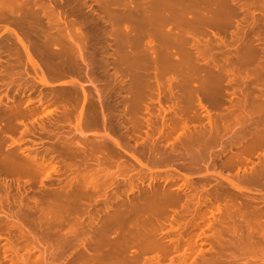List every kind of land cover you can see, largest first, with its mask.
I'll use <instances>...</instances> for the list:
<instances>
[{
    "label": "rangeland",
    "instance_id": "rangeland-1",
    "mask_svg": "<svg viewBox=\"0 0 264 264\" xmlns=\"http://www.w3.org/2000/svg\"><path fill=\"white\" fill-rule=\"evenodd\" d=\"M0 1L2 2V3L0 2V6L6 2V0L4 3H3L4 0H0ZM16 1H18V4H21V5L24 4V7H23L24 9H26L28 7L35 9L36 15L33 17H30V19H28L29 16H27L26 19L24 20L25 22L23 21V26L21 25L23 30L20 27L21 30L18 28L20 30L19 31V30H16L17 27L15 28L14 26H11L13 24H11L12 22L9 20V19H11V20L13 19V14H15V13L12 14L10 11H7V9H3V11L5 13L0 11V21H1L0 25L4 26V27L0 26V52H1V54H0V62H1V64H0V66H1L0 67V69H1L0 70V73H1L0 74V101H1V104L0 105L2 106V108H0V109H2V110H0V112L2 113L4 110H6V112H10L12 109H15L17 111L22 110V109L24 111L26 110V113H27L26 116H25V112H24V114L18 118L19 120L18 119L16 120L17 122L20 120L23 121L25 119L23 122H25L26 124L28 123L27 125L29 127H31L30 123L34 124L38 120L37 122L39 124L44 123V125H46L45 126L46 129L48 127L49 130L47 129L48 133L46 132V134L44 132H43L44 134L43 133L39 134V132H37V130H39V128L36 125L38 123H35V125L37 126V127H35V130H36L35 133L33 135H31V133L29 134V132L26 135L24 134L23 135L24 140L22 141V143H24V144H21V140H18V139L21 138L20 132L22 131L21 129H23V126L21 124L18 125V123L15 122L17 125L16 126L17 129L15 128L16 132L12 131V130H10V131H12L11 133L9 131L5 132V133L9 132L10 134H8V135L6 134L7 136L4 134L5 135V141H4V145L2 146L3 147L2 149L4 150L5 146L7 147L8 145H9L8 146L9 149L6 148L7 150H10L11 148L16 149V148H18V146L20 144L22 146H25V145L28 146V145L32 144L31 140H34L37 142L42 141L43 144L40 148H39L40 145L39 146L37 145L38 150L40 149L39 150L40 153L41 154L43 153L45 155V159L47 160L46 162L49 163L51 160H53V161H51L50 163L55 162V167H54L55 171H53L54 169L53 170L50 169V171L48 173L47 171L51 167V165H50V163L48 164L46 162L45 163H46L47 167H46V165L43 166V165L39 164L40 167L38 166V168H36V165H35V167L32 166V164H35V163H32L31 165L29 164L30 167H27V168H26L27 165H24L25 167L23 165H22L23 167H21V165H18L17 167L15 166L16 168L15 167L9 168L10 166L7 168L6 166H4L5 167V169H4V167L2 165H0V221H1L0 222V236L3 237V238L2 237L0 238V264H10L11 262L13 264H22L21 261L25 262L23 264H26V263L27 264H36V263L37 264L38 263L39 264H43V263L44 264H51L52 262H53L52 264H54L56 262H57L56 264H85V263L95 264V261H96L95 257L98 255L97 257L99 258V256L101 257V254L103 257L104 253L107 251V250H102L103 248L108 249L105 247L106 245L108 246L107 242L110 243V241H113V237L116 240L118 238L121 239V238H123L122 235H124L125 238H127V240H129L128 244H127L128 246L126 245V247H125L124 255H125V257H131V259H132L131 262H130L129 258L126 259V263H123V264H132V263L135 264V262H136V264H140V263L146 264V263H144L146 261L150 262V263L147 262L148 264H177L178 261L182 260V258H183L182 255H184V253L187 254V256H186L188 258L187 263L190 262L188 260H192L193 258L199 260V258H200L199 256H201V257L204 256L205 258H210L212 256H218V254H219V256L230 258L232 260H236L237 264H240V262H241V264L242 263L243 264L244 263H246V264L257 263L258 261L256 259L259 258V257L257 258V256L260 255V257H261V255H264L263 254L264 253V243L262 244L260 242L261 244L259 245L260 246V248H259V246H257L259 243H256L257 241L254 240V238L256 236H258V233L256 232V231H258L257 230L258 226L264 225V129H263L264 128L263 127L264 126V120H263V118H264V101H263V99H264V84H263L264 83V64H263L264 58L262 59V57H264V32H263L264 31V23H263L264 22V13H262V12H264V9H263L264 7H262V6H264V0H256V1L252 0L254 2V4L252 5L253 2L250 4L251 7L249 6L250 7V9L248 8L249 10L248 9H246V10L241 9L240 10L238 5L232 4V8H234V10H235L234 11L235 13L233 14L232 20H231L232 23L229 24L230 26L222 28L220 31H217L216 29L213 30L212 27H211L212 28L211 29V28H208L210 26L205 25V26H203V28L201 27L202 30L198 29L199 30V31L197 30L198 32H194V31L189 30L190 31L189 33L187 31L188 35L186 34V32H184V34H186V36H188L190 39L189 44L190 43L191 44L190 45L187 44V46H189V48H188L189 50H192V48L196 47L197 44L199 46L196 47L197 49L193 48V50H192L195 57L194 56L190 57L189 59H191V58H193V59L188 60L189 62L184 61V63H179L181 65L180 66L178 64L179 68L175 64H174V66L171 65L172 64L171 62H169L171 64L167 65V66H166L167 63L165 65L160 64V62L158 61L159 60L158 57H156L157 56L156 53L158 54V43H157L158 38L155 37V33L153 31H151L149 26H147L149 28L145 27L146 25L144 23L140 24L142 26V27L140 26V28H142V31L138 32V33L141 32L140 36H139V40H140V37L144 36L139 41L138 49L135 50L131 44L132 40H128L127 42H128V44L129 43L130 44H129V46L126 45L127 47H125V52H127V54H126L127 59H124V61L122 63H120V62L118 63L116 60V59L119 60L117 53H115L117 50V49L115 50V48L117 46V42H116L117 41L116 40L117 39L116 38L117 37V34H116L117 30L120 29V30H118V32L121 31L120 34H122V33L126 34V35H124V38L126 36H127L126 39L133 38L132 35H134V32H135L134 26H135V23L137 22V20L135 21V19H136V17H139V16H140V18L143 17V16H141L144 13L142 11L143 4L149 3V6H151L150 3H152L151 1H154V0H150V1H148V0H124V1L123 0H100V1L99 0H55V1H53V0H33V1H35V3H38L36 5H34L32 0H30V1L29 0H16ZM27 1H28L30 6L28 5ZM30 2L32 4H30ZM46 2L48 3V5ZM63 2H66L67 5ZM259 2L260 3L262 2V4L258 5ZM26 3L28 5V7H26L27 6ZM59 3H60V5H57ZM139 3L141 4V7H139L140 6ZM255 3H257L256 6H255ZM42 4H44V5L46 4V6H44ZM68 5H70V6H68ZM48 6H50L49 10H48V8H49ZM136 6L139 8H137ZM145 6L146 7L143 8V10H145V12H146V10H147L146 8H148V7H147V5H145ZM259 6H261L262 8ZM53 7H56V8H53ZM133 7H135V8L133 9ZM52 8L55 9L56 12L54 10L51 11ZM61 8H62V10L68 9L69 13H67V11L61 12ZM24 9L21 10L20 15H22ZM104 9H106V11ZM149 9H150V7H149ZM259 9H260V11H259ZM76 11H78V12H76ZM134 11H136V12H134ZM60 12H61V14H60ZM63 12H64V14H63ZM106 12H107V14H106ZM108 12H110L109 15H108ZM130 12L132 14L135 13L136 16H135V14L132 15ZM147 12H148V10H147ZM147 12L145 13V15L149 13V12L148 13ZM251 12H252V15H251ZM1 13H3L2 15H4V16H1ZM6 13H9V14L6 15ZM10 13L12 14V17L10 16L11 15ZM53 13H55L54 14L55 16L53 15ZM150 13H153V12H150ZM51 14L54 17H50ZM56 14H57V16H56ZM5 15L8 16V20L6 19L7 17L5 18ZM15 15H18V14H15ZM60 15H62V16H60ZM129 15L133 16V18L129 17ZM187 15L190 16V14H187ZM134 16H135V19H134ZM245 16H246V18H245ZM1 17L3 20H1ZM40 17H41V19H40ZM58 17L61 19L62 23L57 22ZM63 17H65L67 19V21H65L66 19ZM75 17H76V19H75ZM243 17L245 19H243ZM62 18L64 19L66 24L63 23L64 21L62 20ZM256 18L258 20H256ZM50 19H52V20H50ZM82 19H83V21H85L84 24L82 23L83 22ZM142 19L143 18H141L140 21H142ZM238 19L241 21H245V22L248 19H250V21L248 20L249 22H251L252 19L254 21L256 20L255 22L253 21V23L252 22L251 23L256 24L257 26L254 25V26H252V28H249L247 26V29L245 27V35H243V33L240 30H236L237 27L235 25V22ZM53 20L57 24L54 23ZM71 20L73 23L75 21V23H74L75 26H74V24H72ZM2 21H4V22H2ZM49 21H50L51 25L49 24ZM51 21L54 24H56L57 27ZM261 21H263V22H261ZM257 22H259V23H257ZM58 23L60 25H58ZM232 24H234V25H232ZM242 24H244V22ZM63 25H65V27ZM244 25H246V23ZM24 26H26V27H24ZM60 26H61V28H60ZM66 26H68V27H66ZM73 26H74V30L72 29ZM165 26H166L165 28H164V26H162L164 28L163 31H165V30L166 31L170 30V32L177 31L176 27L173 26L172 24L167 23V25H165ZM23 27L26 29H24ZM172 27H174V28H172ZM116 28H118V29L116 30ZM140 28H139V30H141ZM170 28H172V29H170ZM261 28H263V29L261 30ZM58 29H59V32L61 31V33L64 32L65 34L70 33L71 31H73V32L75 31L74 33L71 32V34L72 33L73 34H75V33L79 34V32H81L82 36L84 37V40H83L84 44H85V46L87 45L85 48L86 55L89 56L91 62L94 64H92L90 62V64L88 65L90 67H88V66H85V64L79 58L75 57L76 60H75V58H73L74 55L77 56L76 52L78 49V46H77L78 44L76 42H75V44L74 43H68V45L72 44V46H70V45L69 46L73 47V49H71V48L68 49V50H72V52L70 51L72 54H70L69 52H68L69 54H67V53L66 54H67V56L68 55H72V56L65 57L63 59L65 60L66 58L67 59L69 58V62L67 59H66L67 63H66V61H62V62L59 61L58 55L61 53H57V52H60V50H62L60 46H62L63 44L60 43L61 42L60 40L61 39L63 40V36H60L57 34V33H59ZM62 30H63V32H62ZM214 31L219 32L218 35H220L226 41H228L230 46L224 45V43H223V45L221 43L219 44V41H218L219 39L216 40L215 37L214 38L212 37ZM237 31L239 33H237ZM258 31H259V33H258ZM23 32H25L26 34H24ZM142 32H143V34H142ZM235 32L239 35V37L241 36V33H242L243 37L240 38L241 40L239 39V37H238V39H239L238 41H237V39H234L236 36L234 34ZM64 33L61 35H64ZM129 33L132 35H130ZM191 33H193V34H191ZM254 33H256V34H254ZM16 34L21 36V37H24L23 41H24V43L27 44L26 46L28 47V49H27L28 53L24 50V48L20 44H18V41L16 42V39H15ZM76 34H75V37H77ZM207 34H209V35H207ZM260 34L263 36L261 37ZM13 35H15V36H13ZM201 35H203V36H201ZM256 35L259 38V39H257L258 41H256V38H257ZM57 36H58V38L60 36L61 39L59 38L60 40H58ZM54 37L57 38V39H55V42L53 39ZM208 37L211 39L212 42L210 41V39H208ZM65 38H66V35H65ZM81 38H79L80 39L79 42L82 41ZM96 38H97V40H96ZM192 38H193V40H192ZM199 38L202 41V43H200L201 41L199 40ZM203 38H205L206 41H204L205 39H203ZM261 38H262V40H261ZM85 39H86V41H85ZM243 39H245V40H243ZM253 39H254V41H253ZM1 40H2V42H1ZM50 40H52V41H50ZM56 40H58V41H56ZM196 40H198L199 42ZM246 40H247V42H246ZM67 42H71V41L67 40L66 43ZM192 42H198V43H196L195 44L196 46H195V45H193L194 43H192ZM213 44H214V46H213ZM5 45H7V46H5ZM237 45L240 47H238ZM248 45H249V47L252 46L250 48L255 50L254 53H251V55L248 56L249 60L247 58L244 59V54H243L244 52H247V50L249 48ZM154 46H155V48H154ZM202 46H204V47H202ZM207 46H209V47H207ZM244 46H245V48H244ZM253 46H255V47H253ZM67 48H68V46H67ZM205 48H207V49H205ZM262 48H263V50H262ZM30 49H32V50H30ZM88 49H90V50L87 51ZM130 49H131V51H130ZM217 49L219 51H217ZM197 50H198V52H197ZM238 50H240V52ZM134 51H137V52L134 53ZM169 51L172 52V54L174 52L172 49L171 50L169 49ZM89 52L90 53L93 52V53L89 54ZM235 52H237V53H235ZM55 53H57L58 55ZM197 54H198V56H197ZM130 55H131V57H130ZM132 55H133V57H132ZM135 55H137L138 57L136 58ZM146 55H148V56H146ZM254 55H255V57H254ZM140 57L143 59H141ZM72 59L75 60L73 62H76L78 60L79 61L76 63H73V62H71ZM153 59H154V61H153ZM12 61H13V63H12ZM136 61H138V62H136ZM214 61L217 63H214ZM261 61H262V64H261ZM235 63L237 65H235ZM72 64H73V66H71ZM142 64H145V65L143 66ZM182 65H184V66H182ZM230 65H231L232 69L230 68ZM262 65H263V67H262ZM7 66H9V67L11 66L10 69H8ZM221 66H223V67H221ZM141 67H143V68H141ZM77 68H79L80 70ZM135 68H137V69H135ZM171 68L173 71L171 70V72H170ZM227 68H230V69H227ZM252 69H254L255 71ZM88 70L91 72H89ZM92 71H94V74ZM174 71H175V74L177 75V78H176V75L173 73ZM8 72H10L11 75ZM238 72H239V74H238ZM157 73H159V75ZM248 73H251V74H248ZM92 74L94 77L92 76ZM145 74H146V77H145ZM217 74H219L221 76H219V75L217 76ZM237 74L240 76H238ZM89 75H90V77H89ZM199 75H200V77H199ZM208 75H209V77H208ZM253 75H255V76H253ZM257 75H258V77H257ZM18 76L20 78H17ZM193 76L195 77V79H193L194 78ZM137 77H139L141 79H139ZM170 78H171V80H170ZM185 78H186V80H185ZM211 78L212 79H215V78L218 79V82H216V93H214V94L213 93L210 94L209 92H207L209 90H207L208 88L205 87V85L206 86L208 85L207 81L210 82L212 80ZM158 79H159V81H158ZM150 80H152V81H150ZM171 81H172V83H171ZM226 82H227V84H226ZM26 83H27V85H26ZM205 83H207V84H205ZM218 83H220V84H218ZM244 83H245V85H244ZM96 84H98V86ZM217 84H218V86H217ZM229 84H231V85H229ZM258 84H260V85H258ZM74 85H75V87H74ZM87 85H89V86H87ZM134 85H135V87H134ZM139 85H140V87H139ZM202 85H203V87H202ZM80 86H83V89H81ZM219 86H221V87H219ZM196 87H198V88H196ZM72 88H74V89H72ZM205 88H206V90H205ZM217 88H218V91H217ZM239 88H241L242 90ZM245 88L247 89L248 92L246 91ZM77 90L78 91L81 90V91L78 92ZM141 92H143V93H141ZM59 93H61V94H59ZM69 93H71V94H69ZM208 94H209V96H208ZM240 94H241V96H240ZM246 94H248V95H246ZM147 95H149V96H147ZM242 95H244V96H242ZM129 96H130V100H129ZM67 97H68V99H67ZM256 97H257V99H256ZM30 98H32V100L27 102V99H30ZM241 98H242V100H241ZM38 100L40 103H38ZM95 100H98V101H95ZM6 101H7V103H6ZM21 102H23V103H21ZM26 102L28 104L27 106L25 105ZM97 102H99V103H97ZM129 102L132 104L131 106H130ZM259 102L261 104H259ZM41 103H42V106L40 107ZM233 103H234V105H233ZM177 104H179V105H177ZM249 104H250V106H249ZM140 105H141V107H140ZM245 105H247L248 108ZM260 105L263 107V109ZM135 106H136V108H135ZM245 107H246V109H245ZM254 107L256 109H254ZM48 108H49V110H48ZM50 108H51V110H50ZM174 108H176V109H174ZM36 109L38 112H36ZM133 109H135V110H133ZM47 110H48V112H47ZM147 112H148V114H147ZM223 112H224V114H223ZM43 113H44V115H43ZM68 113H70V114H68ZM210 113H211V116H209ZM238 113L240 114V116L238 115ZM249 114H251V115H249ZM252 115H253V119H252ZM54 116H56V117H54ZM89 116H91V117H89ZM94 116H96V117H94ZM147 116H149V117H147ZM249 117H250V119H249ZM133 118H135V119H133ZM229 120H230V122H229ZM39 121L43 122V123H40ZM147 121H149V122H147ZM164 122H166V123L164 124ZM62 124H63V126H62ZM151 125H153V126H151ZM260 127H261V129H260ZM251 128H252V130H251ZM185 130H186V132H185ZM207 130L208 131L210 130V131L208 132ZM73 131H74V133H73ZM51 132L54 136L51 135ZM75 134H76V137H74ZM215 134H216V136H215ZM40 136L41 137L43 136V137L41 138ZM44 136H47V137L50 136L49 137L50 139L47 137H44ZM104 136H106L107 138ZM149 136H150V138H149ZM51 137H52V139H51ZM66 139H67V141H66ZM88 139H90V140H88ZM11 140L14 142L12 145H11V142H12ZM17 140L20 141L19 145L16 144V143H18ZM62 140H64V141H62ZM59 141H61V142H59ZM101 141H103V142L101 143ZM213 141H215L216 143ZM62 142H64V143H62ZM65 142H66V144H65ZM6 143H8V144H6ZM128 143H130V144L128 145ZM68 145L70 148L68 147ZM126 145H128V146H126ZM54 146H56L57 148ZM152 146H154V147H152ZM158 146H159V148H158ZM222 147H223V149H222ZM6 149H5V151H7ZM129 149H130V151H129ZM70 150H71V152H70ZM72 150H74V151H72ZM153 150H154V152H153ZM75 152H77V153H75ZM66 153H68L69 156ZM137 153L139 155H137ZM71 154H72V156H71ZM64 155H66V156H64ZM50 157H51V159H50ZM63 157H64V159H61ZM24 158H26V157H24ZM66 158H68V159H66ZM125 158H127V159L125 160ZM107 159H108V161H107ZM56 161H57V163H56ZM156 161H157V163H156ZM153 162H155L156 164ZM65 164L67 167L65 166ZM218 164H219V166H218ZM228 165H229V167H228ZM83 166H85V167H83ZM25 168L27 170L26 172H25ZM64 168H65V170H64ZM93 171H95V173ZM89 175H90L91 180L95 179L99 183H97L95 180L90 182L88 179ZM92 175H93V177H92ZM81 176H82V178H81ZM49 177H50V179H49ZM59 177H61V178H59ZM77 177H78V179H77ZM99 179H100V181H99ZM68 180H70V181H68ZM88 181H89V184L91 183L92 185L91 184L89 185ZM128 182H130V183L128 184ZM186 182H187V184H186ZM68 184H70V185H68ZM84 184H88V185H84ZM103 184L105 187L102 186ZM123 184H126L127 186L123 185ZM132 184H133V186H132ZM176 184L178 186H176ZM97 185L100 187L102 186L101 189ZM71 186L72 187L74 186V187L72 188ZM94 186H95V188H94ZM107 186H109V187L107 188ZM217 187H219V188H217ZM147 189H149V190H147ZM228 189H229V192H228ZM61 190H62V192H61ZM95 190H96V192H95ZM158 190L159 191L162 190V191H160L161 193ZM174 190H175V192H174ZM87 191H88V193H87ZM81 192L84 193L85 196H84V194L82 195ZM116 192H118V193H116ZM162 192H164V194ZM215 192L217 193V196H216ZM103 193H105V194L103 195ZM148 193H150V194H148ZM39 194H41V195H39ZM64 194L65 195L68 194V195L65 196ZM73 194H76V197L72 196L73 198H77V196L79 194L82 196H79L80 198L78 197L77 200L73 199V198L71 199L70 197ZM155 194H157L158 196L160 194V196H164V197L169 196V197H167V200H169V201H166L163 204L161 203L162 205H160L159 207L157 206L156 208L158 210L157 209L156 210L147 209V207L144 208L145 207L144 201L147 198V196L149 198V196L153 197V196H155ZM178 194H180V195H178ZM94 195H95V197H96V195H98L95 198V200H94ZM126 195H127V197H126ZM157 195L155 197H157ZM63 196H65V198H63ZM44 197H47V198H44ZM48 198H50V199H48ZM52 198H53V200H52ZM69 198L71 199V201ZM86 198H88V199H86ZM116 198H118V199L116 200ZM57 199H58V201H57ZM139 199H140V201H139ZM224 199H226V200H224ZM36 200H38L39 202ZM103 200H105L104 203H103ZM135 200H137L138 203L135 202ZM171 200H173V202H171ZM180 200H181V202H180ZM1 201H3V202H1ZM9 201L10 202L12 201V202L10 203ZM109 201H111V202H109ZM117 201H119V202H117ZM69 202H71V203H69ZM82 202H83V204H82ZM85 202H87V203H85ZM90 202L92 205L90 204ZM141 202H143V203L140 206ZM53 203H55V204H53ZM80 204H81V206H80ZM88 204H89V206L91 205V207H89V206L87 207ZM109 204H111V205H109ZM113 204H114V207H113ZM134 204H135L136 209L142 210V211L137 210L140 214V216H139L140 222H139L138 228L140 227L141 230H143L145 233H147V235H145V236L146 237L148 236V238L144 239L145 240L144 244H148L150 246V250L147 251V252H149V254L147 252L146 253L144 252L142 254V256L140 255L141 254L140 253L141 249L139 248L140 246L135 241L133 243L132 236L128 235L126 233V232H131L130 230H132L133 226H134L133 228H135L137 226L132 224L131 220L130 221L126 220L127 223L130 222L132 224V227H131V224H128V226L130 228L128 226H126L127 223L126 222L124 223L123 220H121V221H123L122 224H121V221L118 223H115V222L113 223V222H111V219L108 220V218H111V216L115 213V211L117 212V210H119V209H120L119 211L123 210L124 213L129 212V215H130L131 212L133 211L132 208H134ZM60 205H62V206H60ZM63 205L66 207H68L69 205L70 206L74 205L72 207H68L69 210H72L70 212H72L71 215H73V216H70V214L68 216L69 212L68 211L66 212V210H65L64 211L65 213L62 212L64 214V215L62 214L63 215L62 218L61 217L59 219L57 218L58 219L57 220L55 217H52L51 211H57L58 209H60L59 211H62V210H64ZM138 205L141 208H139ZM163 205H165V206H163ZM183 205H184V207H183ZM188 205H189V207H188ZM197 205H198V207H197ZM29 206H30V208H28ZM42 206H43V209L45 210V212L43 209H41ZM44 206H46V207H44ZM224 206H227V207H224ZM8 207H9V209H8ZM32 207H33V209H32ZM128 207H130V208H128ZM68 208H65V209L68 210ZM81 208H83V209H81ZM124 208H125V210H124ZM13 209H14V211H13ZM76 209L79 211H77ZM218 209L219 210L222 209V211H218ZM16 210H18V211H16ZM47 210H48V212H49V210H51L50 211L51 214L46 212ZM103 210L105 213L103 212ZM107 210H109V211H107ZM172 210L173 211L175 210V211L173 212ZM74 211H76L75 212L76 215H75ZM96 211H98V213H95ZM216 211H218V212H216ZM3 212H6L8 214H10L12 212L11 214H13V213H15V214H13L9 220V217L5 216L6 214H4ZM28 212H31V213H28ZM33 212H35V213H33ZM77 212H78V214H77ZM140 212H142V214ZM162 212H163V214H162ZM207 212H208V214H207ZM16 213L19 216L16 215ZM83 213H85V214H83ZM143 213H144V216H143ZM227 213H228V215H226ZM230 213L233 214V216L231 215L232 217L230 216ZM24 214H26V216ZM93 214H94V216H92ZM167 214L169 217L166 216ZM211 214H214V216L213 215L211 216ZM45 215L47 216V218ZM13 216H15V217H13ZM76 216L79 218H77ZM50 217H52V218H50ZM157 217H158V219H157ZM54 218H55V220H54ZM141 218H143V219H141ZM65 219H67V220L65 221ZM75 219H78V220L75 221ZM89 219L92 221H90ZM172 219H174V220H172ZM44 220H46V221H44ZM157 220H159L160 223ZM178 220H179V222H178ZM4 221H5V223H4ZM9 221L10 222L16 221L15 223L20 222L23 226H26L27 228L34 230L33 231L34 233L37 231V233H35V236L38 237V238H36L37 242L39 240L41 242L42 241L44 242L46 240L44 242L45 245L43 247L45 250L46 246H47V249H49L47 251L48 253L44 252L45 254L43 255L41 252V254H40V252H39L40 248H39V250H37V252H36V249H34V252H32L33 250H31V252H30L29 247L32 245L31 243H33V242H31V240L32 241H36V240L35 239L33 240L30 236L25 237V235H23L21 238L20 233L18 231H16V229L14 228V229H11V233L14 237L11 235L10 239H11V241H12V239L14 241V242H12L14 244V245H12V248L13 247H16V248H14L13 249L14 251H12L11 248L7 247L8 251L5 254L3 250H4V247L7 245H5L4 237H7V235H8V228L10 227ZM58 221H61V222H58ZM163 222H164V225H163ZM6 223H7V227L9 226L8 228L6 227ZM67 223L70 226L67 225ZM104 223H107V224H104ZM259 223H262V224H259ZM99 224H100V226H99ZM208 224H211V226ZM10 225H12V224H10ZM87 225H88V227H87ZM254 225H255V227H253ZM42 226H44V227H42ZM146 226H148V227H146ZM3 227H5V228H3ZM127 227H128L129 231L126 230ZM165 227L167 230L165 229ZM181 227H183V228H181ZM112 228H114V229H112ZM119 228L121 230H119ZM123 229L126 230V231H124V233H122ZM150 230L152 233L149 232ZM214 230H216V231H214ZM66 231H67V233H66ZM101 231L103 232V235H101V233H102ZM153 231H154V233H153ZM118 232H119V234H118ZM13 233L17 234V235L19 234V236L15 237V235ZM99 233H100V235H99ZM155 233L157 236L155 235ZM203 233H205V234H203ZM152 234L154 235V237H151ZM190 234H192V235H190ZM179 235H180V237L178 238ZM101 236H103V237H101ZM202 236H203V238H202ZM28 237H30V238H28ZM75 237H76V239H75ZM155 237L156 238L158 237V238L156 239ZM185 237H186V239H185ZM198 237H200V238H198ZM27 238L30 240L31 243H29V244H31V245H27L29 242V240L27 241ZM252 238L254 241L252 240ZM201 240L204 241V245L202 243L203 241H201ZM56 241H58V243ZM65 241H67V242H65ZM164 241H166L167 243ZM260 241L263 242L264 240H260ZM103 242H104V244H103ZM177 242H179V243H177ZM76 243H78V244H76ZM129 243L130 244L132 243L131 246ZM253 243H254V245L257 244L256 245L257 247L253 246ZM55 244H56L57 248L55 247ZM102 244H103V246H102ZM201 244H202V246H201ZM50 245H51V247H50ZM75 245H76V247H75ZM151 245H153V247ZM210 245H212V246H210ZM24 246L29 250L30 253L27 251V249ZM97 246H98V248H97ZM174 246L177 247V250L175 249L176 247H174ZM188 246H189L190 250H189ZM221 246H222V248H221ZM223 246H224V248H223ZM238 246H239V248H238ZM240 246H241V248L242 247L243 248L240 249ZM61 247H63V248H61ZM94 247L97 250L94 249ZM100 247H103V248H100ZM136 247H137V250H136ZM171 247H172V249H171ZM206 247H208V249H206ZM192 248H194L193 251L195 250L194 253L192 251ZM209 248H210V250H209ZM212 248H215L214 251H212L213 250ZM7 249H5V250H7ZM9 249H11V250H9ZM52 249H53V251H51ZM54 249L57 251H55ZM93 249H94V251H93ZM98 249L100 250V252ZM201 249H202V253H198V252H200ZM204 249H206V251ZM153 250H155V251H153ZM182 250L184 253H182ZM218 250L220 251V253ZM260 250H262V251L260 252ZM84 251L86 252V254ZM157 251H159L160 253L159 252L157 253ZM217 251H218V253H217ZM13 252H14V254H13ZM57 252H58V254H57ZM81 252H83L84 257H82L83 254ZM170 252H172V253H170ZM46 253H47V257H46ZM49 253L55 254V255H50ZM176 253L177 254L179 253V256H181V257H178V255ZM222 253H223V255H222ZM66 254H69V255L66 256ZM78 254H81V256ZM91 254L92 255L95 254L96 256L95 255L93 256V261L92 260L88 261V258H90L92 256ZM134 254H136V255H134ZM39 255H43L42 258L40 256V258L42 260L39 258ZM15 256H17V257H15ZM60 256H62V257H60ZM136 256H137V259L134 260V257H136ZM165 256H167V257H165ZM86 257H88V258L86 259ZM138 257H140V258L138 259ZM156 257H158L159 261H158V259H156ZM81 258H82V260H81ZM83 259H84V261H83ZM147 259H149V260H147ZM152 259L154 261L155 260H157V261L153 262ZM26 260H28V261H26ZM124 260H125V258L123 259V261ZM151 260H152V262H151ZM170 260H171V262H170ZM34 261H35V263H34ZM238 261H240V262H238ZM158 262H160V263H158ZM247 262H249V263H247Z\"/></svg>",
    "mask_w": 264,
    "mask_h": 264
},
{
    "label": "bare ground",
    "instance_id": "bare-ground-1",
    "mask_svg": "<svg viewBox=\"0 0 264 264\" xmlns=\"http://www.w3.org/2000/svg\"><path fill=\"white\" fill-rule=\"evenodd\" d=\"M30 1V0H29ZM53 1H55V0H53ZM52 1V2H53ZM100 1V0H99ZM124 1V0H123ZM148 1H150V0H148ZM256 1V0H255ZM1 2V1H0ZM5 2V0L3 1V3ZM17 2V3H16ZM22 2V1H21ZM32 2L34 3V5H36V4H38V3H35V1H33L32 0ZM49 2V1H48ZM138 2V1H137ZM152 3H150L151 4V6H149V3L148 4H146V3H144L143 4V7H142V11L144 12L141 16H143V17H141V18H143L142 19V21H140V16L139 17H136V19H135V16H136V14L135 13H133V14H135V16H134V19H135V21L137 20V22L135 23V28H134V35H132V34H130V35H132L133 36V38H129V39H126L127 38V36L124 38V35H126V34H120L121 33V31L120 32H118V30H120V29H118V28H116V30H117V46H116V48H115V50H116V52L115 53H117V56H118V58H119V60L118 59H116L117 60V62L119 63H122L123 61H124V59H127L126 57H127V52H125V47H127V46H129V44H128V40H132V47L135 49V50H137L138 49V44H139V41L141 40V38H143V37H140V40H139V36H140V33H138L139 31H142V28H140V24H142V23H144L146 26L145 27H147V26H149L150 27V29H151V31H153L154 33H155V37H157L158 38V54L156 53V57H158V61L160 62V64L161 65H165L166 63V66L167 65H170L171 63V65H173L174 66V64L175 65H177V67L180 65L179 63H184V61H188V60H191V59H193V58H191V59H189L190 57H195V55H194V53L192 52V50H193V48H195V49H197L196 47L197 46H199L198 44H197V46L195 45L196 43H198L199 41L198 40H196V41H198V42H192V43H194L193 45H195L196 47H193L192 48V50H189L188 48H189V46H187V44H189V42H190V39H189V37L188 36H186V34L188 35V33L190 32L189 30H191V31H194V32H198L200 29L202 30V28H203V26H210V27H208V28H213V30H217V31H220L222 28H225V27H227V26H230L229 24L230 23H232V16H233V14L235 13L234 11V8H232V4H235V5H238V7L240 8V10L242 9H250V4L253 2L252 0H154V1H151ZM2 3V2H1ZM20 3V2H19ZM24 3V2H23ZM22 3V4H23ZM27 3H28V1H27ZM27 3H26V5H27ZM47 3V2H46ZM63 3H65L66 4V2H63ZM98 3V2H97ZM130 3V2H129ZM142 3V2H141ZM30 4H32L31 2H30ZM69 4V3H68ZM101 4V3H100ZM134 4V3H133ZM254 4V2L252 3V5ZM256 4L257 3H255V6H256ZM259 4H262V2L260 3H258V5ZM28 5H29V3H28ZM28 5L26 6V7H28ZM42 5H44V4H42ZM47 5H48V3H47ZM54 5V4H53ZM57 5H60V3L59 4H57ZM56 5V6H57ZM67 5V4H66ZM72 5V4H71ZM137 5V4H136ZM139 7H141V4L139 3ZM145 5H147V7L148 8H146L147 10H148V12H147V10H146V12L148 13V14H146L145 15V10H143V8H145L146 6ZM30 6V5H29ZM44 6H46V4L44 5ZM43 6V7H44ZM51 6V5H50ZM50 6H48L49 8H48V10L50 9ZM68 6H70V5H68ZM73 6V5H72ZM250 6V7H249ZM262 6V5H261ZM261 6H259V7H261ZM24 7V4L23 5H21V4H18V1H14V0H6V2L4 3V4H2L1 6H0V11L1 12H4L3 11V9H7V11H10L12 14L13 13H15V14H18V15H15V14H13V19L11 20V19H9L12 23L11 24H13V25H11V26H14L15 28H16V30H19L20 29V27H21V25L23 26V21L26 19V17L27 16H29V18L28 19H30V17H33V16H35L36 15V10L35 9H33V8H26V9H24L23 8ZM34 7V6H33ZM42 7V6H41ZM137 7V6H136ZM139 7H137V8H139ZM149 7H150V9L152 10H150L149 9ZM153 7V8H152ZM262 7H264V6H262ZM261 7V8H262ZM36 8V7H35ZM53 8H56V7H53ZM51 9V11H55V9ZM66 8V7H65ZM68 8V7H67ZM74 8V7H73ZM135 7H133V9H134ZM136 8V9H137ZM260 8V9H261ZM22 9H24V11H23V13H22V15H20V13H21V10ZM42 9V8H41ZM75 9V8H74ZM77 9V8H76ZM132 9V8H131ZM130 9V10H131ZM248 9V10H249ZM260 9H259V11H260ZM264 9V8H263ZM105 11H106V9H104ZM103 10V11H104ZM110 10V9H109ZM138 10V9H137ZM136 10V11H137ZM256 10V9H255ZM258 10V9H257ZM6 11V10H5ZM40 11V10H39ZM46 11V10H45ZM62 11H64V12H66L67 11V13H69L68 12V9L67 10H62V8H61V12ZM74 11V10H73ZM127 11V10H126ZM136 11H134V12H136ZM156 11V12H155ZM252 11V10H251ZM19 12V13H18ZM56 12V11H55ZM61 12H60V14H61ZM64 12H63V14H64ZM76 12H78V11H76ZM150 12H153V13H150ZM262 12V11H261ZM5 13V12H4ZM10 13V14H11ZM39 13V12H38ZM43 13V12H42ZM131 13V12H130ZM250 13V12H249ZM262 13H264V12H262ZM3 13H1V16H4V15H2ZM7 14H9V13H6V15ZM12 14L10 15L11 17H12ZM48 14V13H47ZM55 13H53V15H54ZM59 14V13H58ZM62 14V15H63ZM106 14H107V12H106ZM110 14V12H108V15ZM132 14V13H131ZM132 14V15H133ZM187 14H190V16H188ZM237 14V13H236ZM260 14V13H259ZM5 15V18L8 20V16H6ZM15 15V16H14ZM62 15H60V16H62ZM75 15V14H74ZM88 15V14H87ZM138 15V14H137ZM242 15V14H241ZM246 15V14H245ZM249 15V14H248ZM251 15H252V12H251ZM257 15V14H256ZM55 16V15H54ZM54 16H52V14H51V16L50 17H54ZM56 16H57V14H56ZM69 16V15H68ZM101 16V15H100ZM255 16V15H254ZM258 16V15H257ZM43 17V16H42ZM88 17V16H87ZM95 17V16H94ZM129 17H131V18H133V16H131V15H129ZM240 17V16H239ZM238 17V18H239ZM263 17V16H262ZM4 18V17H3ZM46 18V17H45ZM63 18H65V17H63ZM62 18V20L64 21V19ZM92 18V17H91ZM140 18V19H139ZM245 18H246V16H245ZM244 17H243V19H245ZM35 19V18H34ZM38 19V18H37ZM40 19H41V17H40ZM49 19V18H48ZM66 19V18H65ZM75 19H76V17H75ZM80 19V18H79ZM88 19V18H87ZM93 19V18H92ZM242 19V18H241ZM254 19V18H253ZM252 19V23H253V20ZM1 20H3L2 19V17H1ZM5 20V19H4ZM50 20H52V19H50ZM247 20V19H246ZM249 21H250V19H248ZM241 21V20H236V22H235V25H236V30H240L242 33H243V35H245V27H246V29H247V26L249 27V28H252V26H254V25H256V24H252L251 22H249V21ZM256 20H258L257 18H256ZM255 20V21H256ZM65 21H67V19L65 20ZM63 22L64 24H66V22ZM74 21V20H73ZM82 21H83V19H82ZM90 21V20H89ZM114 21V20H113ZM243 23L244 22V24L246 23V25H244V24H242L241 22ZM254 21V22H255ZM1 22V21H0ZM2 22H4V21H2ZM25 22V21H24ZM52 22V21H51ZM53 22H54V20H53ZM52 22V23H53ZM57 22H61V19L58 17V20H57ZM71 22H72V20H71ZM92 22V21H91ZM96 22V21H95ZM132 22V21H131ZM134 22V21H133ZM261 22H263V21H261ZM54 23H56V22H54ZM53 23V24H54ZM58 23V25H60ZM62 23V22H61ZM70 23V22H69ZM68 23V24H69ZM74 23H75V21H74ZM73 22H72V24H74ZM83 24L85 23V21H83L82 22ZM90 23V22H89ZM88 23V24H89ZM167 23L168 24H172L173 26H175L176 27V29H177V31H173V32H170V30L169 31H163V29L166 27L165 25H167ZM234 23V22H233ZM257 23H259V22H257ZM264 23V22H263ZM9 24V23H8ZM49 24L51 25V23H50V21H49ZM52 24V25H53ZM57 24V23H56ZM56 24H54L55 26H56ZM113 24V23H112ZM115 24V23H114ZM143 24V25H144ZM6 25V24H5ZM25 25V24H24ZM49 25V26H50ZM71 25V24H70ZM77 25V24H76ZM79 25V24H78ZM87 25V24H86ZM85 25V26H86ZM232 25H234V24H232ZM231 25V26H232ZM1 27L3 26V25H0ZM64 27H65V25H63ZM69 26V25H68ZM68 26H66V27H68ZM74 26H75V24H74ZM74 26H73V30H74ZM82 26V25H81ZM117 26V25H116ZM162 26H164V28L162 27ZM257 26V25H256ZM4 27V26H3ZM24 27H26V26H24ZM23 27V28H24ZM28 27V26H27ZM51 27V26H50ZM57 27V26H56ZM63 27V28H64ZM72 27V26H71ZM133 27V26H132ZM142 27V26H141ZM149 27H147V28H149ZM202 27V28H201ZM19 28V29H18ZM60 28H61V26H60ZM139 28L141 29V30H139ZM146 28V29H147ZM172 28H174V27H172ZM172 28H170V29H172ZM211 28V29H212ZM21 29H22V27H21ZM20 29V30H21ZM24 29H26V28H24ZM82 29V28H81ZM85 29V28H84ZM149 29V30H150ZM199 29V30H198ZM256 29V28H255ZM263 28H261V30H262ZM19 30V31H20ZM23 30V29H22ZM29 30V29H28ZM52 30V29H51ZM122 30V29H121ZM124 30V29H123ZM198 30V31H197ZM205 30V29H204ZM14 31V30H13ZM57 31V30H56ZM70 31V30H69ZM83 31V30H82ZM86 31V30H85ZM131 31V30H130ZM148 31V30H147ZM187 31H188V33H187ZM207 31V30H206ZM228 31V30H227ZM58 32H59V29H58ZM62 32H63V30H62ZM66 32V31H65ZM71 32H73V31H71ZM71 32L70 33H67V34H65L64 32V35H61V34H63V33H61V31L59 32V33H57L58 35H60V36H63V40L60 38V36H59V38L61 39H59L58 38V36H57V38H58V40H60L61 42V44H63L62 46H60L61 47V49L62 50H60V52H57V53H61V54H57V53H55V54H57L58 56V59H59V61H66V59L64 60L63 58H65V57H70V56H72V55H68L67 56V54H72L71 52H72V50H68V49H73V47H70V46H72V44H69L68 45V43H74L75 44V42L78 44L77 46H78V49H77V52H76V54H77V56H75L74 55V57L73 58H75V57H77V58H79L84 64H85V66H88L89 64H90V62H91V60H90V58H89V56H87L86 55V52H85V48H86V46H85V44H84V37L82 36V34H81V32H79V36L76 34V36L77 37H75V34H71ZM116 32V31H115ZM129 32V31H128ZM152 32V33H153ZM184 32H186V34H184ZM205 32V31H204ZM264 32V31H263ZM24 34H26L25 32H23ZM28 33V32H27ZM83 33V32H82ZM113 33V32H112ZM153 33V34H154ZM218 33L219 32H216V31H214V33H213V35H212V37L214 38L215 37V39L217 40V39H219L218 41H219V44L221 43L222 45H223V43H224V45H229V43H228V41H226L223 37H221L220 35H218ZM237 33H239L238 31H237ZM236 32L234 33L236 36H235V38L234 39H237V41L241 38V37H243V35H242V33H241V36L239 37V35L237 34ZM258 33H259V31H258ZM13 34V33H12ZM15 34V33H14ZM23 34V35H24ZM56 34V35H57ZM84 34V33H83ZM142 34H143V32H142ZM141 34V35H142ZM191 34H193V33H191ZM201 34V33H200ZM254 34H256V33H254ZM263 34V33H262ZM21 35V34H20ZM65 35H66V38H65ZM86 35V34H85ZM120 35V36H119ZM122 35V36H121ZM157 35V36H156ZM207 35H209V34H207ZM261 35V34H260ZM3 36V35H2ZM13 36H15V35H13ZM26 36V35H25ZM90 36V35H89ZM115 36V35H114ZM113 36V37H114ZM131 36V37H132ZM150 36V35H149ZM201 36H203V35H201ZM259 36V35H258ZM263 35H261V37H262ZM16 38V42L18 41V44H20L23 48H24V50L28 53V47L26 46L27 44L26 43H24V41H23V39H24V37H21V36H19V35H17L16 34V36H15ZM81 38L82 39V41L81 42H79V38ZM93 37V36H92ZM129 37V36H128ZM238 37H239V39H238ZM256 37H257V35H256ZM3 38V37H2ZM56 37H54L53 39H54V42H55V39H57ZM94 38V37H93ZM146 38V37H145ZM194 38V37H193ZM193 38H192V40H193ZM198 38V37H197ZM201 38V37H200ZM200 38H199V40H200ZM14 39V40H15ZM50 39V38H49ZM48 39V40H49ZM52 39V40H53ZM65 39V40H64ZM126 39V40H125ZM155 39V38H154ZM203 39H205V38H203ZM208 39H210L209 37H208ZM233 39V40H234ZM251 39V38H250ZM257 39H259L258 37L256 38V41H258ZM52 40H50V41H52ZM58 40H56V41H58ZM71 41V42H67L66 43V41ZM94 40V39H93ZM96 40H97V38H96ZM95 40V41H96ZM100 40V39H99ZM195 40V39H194ZM241 40V39H240ZM243 40H245V39H243ZM261 40H262V38H261ZM28 41V40H27ZM26 41V42H27ZM85 41H86V39H85ZM201 41V40H200ZM204 41H206V39L204 40ZM210 41H211V39H210ZM236 41V42H237ZM253 41H254V39H253ZM1 42H2V40H1ZM4 42V41H3ZM48 42V41H47ZM209 42V41H208ZM212 42V41H211ZM217 42V41H216ZM228 44H227V43ZM246 42H247V40H246ZM249 42V41H248ZM46 43V42H45ZM52 43V42H51ZM90 43V42H89ZM200 43H202V41L200 42ZM205 43V42H204ZM245 43V42H244ZM4 44V43H3ZM16 44V43H15ZM73 44V45H74ZM92 44V43H91ZM97 44V43H96ZM110 44V43H109ZM191 44V43H190ZM189 44V45H190ZM206 44V43H205ZM209 44V43H208ZM238 44V43H237ZM251 44V43H250ZM259 44V43H258ZM11 45V44H10ZM45 45V44H44ZM48 45V44H47ZM51 45V44H50ZM100 45V44H99ZM127 45V46H126ZM141 45V44H140ZM139 45V46H140ZM192 45V46H193ZM203 45V44H202ZM4 46V45H3ZM5 46H7V45H5ZM17 46V45H16ZM32 46V45H31ZM67 46H68V48H67ZM148 46V45H147ZM213 46H214V44H213ZM212 46V47H213ZM218 46V45H217ZM230 46V45H229ZM238 46V45H237ZM9 47V46H8ZM12 47V46H11ZM45 47V46H44ZM202 47H204V46H202ZM207 47H209V46H207ZM216 47V46H215ZM238 47H240V46H238ZM248 47H249V45H248ZM250 47H252V46H250ZM249 47V48H250ZM253 47H255V46H253ZM10 48V47H9ZM154 48H155V46H154ZM157 48V47H156ZM244 48H245V46H244ZM248 48V50H247V52H244L243 54H244V59H248V56H250L251 55V53H254V51L255 50H253L252 48H250L249 49ZM6 49V48H5ZM11 49V48H10ZM15 49V48H14ZM22 49V48H21ZM33 49V48H32ZM32 49H30V50H32ZM46 49V48H45ZM55 49V48H54ZM150 49V48H149ZM169 49L171 50H173L174 52H173V54H172V52H170L169 51ZM205 49H207V48H205ZM216 49V48H215ZM214 49V50H215ZM222 49V48H221ZM237 49V48H236ZM261 49V48H260ZM23 50V49H22ZM90 49H88L87 51H89ZM96 50V49H95ZM204 50V49H203ZM245 50V49H244ZM243 50V51H244ZM262 50H263V48H262ZM71 51V52H70ZM130 51H131V49H130ZM141 51V50H140ZM148 51V50H147ZM146 51V52H147ZM217 51H219L218 49H217ZM236 51V50H235ZM239 52H240V50H238ZM14 52V51H13ZM18 52V51H17ZM16 52V53H17ZM69 52V53H68ZM133 52V51H132ZM135 52H137V51H134V53ZM157 52V51H156ZM197 52H198V50H197ZM196 52V53H197ZM9 53V52H8ZM33 53V52H32ZM67 53V54H66ZM91 53H93V52H91ZM90 52H89V54H91ZM235 53H237V52H235ZM234 53V54H235ZM0 54H1V52H0ZM24 54V53H23ZM88 54V55H89ZM137 54V53H136ZM151 54V53H150ZM49 55V54H48ZM93 55V54H92ZM202 55V54H201ZM209 55V54H208ZM238 55V54H237ZM12 56V55H11ZM56 56V55H55ZM116 56V55H115ZM136 56V58L138 57L137 55H135ZM146 56H148V55H146ZM197 56H198V54H197ZM200 56V55H199ZM207 56V55H206ZM263 56V55H262ZM7 57V56H6ZM25 57V56H24ZM52 57V56H51ZM94 57V56H93ZM130 57H131V55H130ZM132 57H133V55H132ZM216 57V56H215ZM219 57V56H218ZM252 57V56H251ZM254 57H255V55H254ZM260 57V56H259ZM258 57V58H259ZM2 58V57H1ZM8 58V57H7ZM12 58V57H11ZM20 58V57H19ZM72 58V57H71ZM92 58V57H91ZM135 58V57H134ZM141 58V57H140ZM197 58V57H196ZM208 58V57H207ZM206 58V59H207ZM225 58V57H224ZM227 58V57H226ZM239 58V57H238ZM243 58V57H242ZM264 57H262V59H263ZM131 59V58H130ZM139 59V58H138ZM141 59H143V58H141ZM204 59V58H203ZM216 59V58H215ZM252 59V58H251ZM68 60V62H69V58L67 59ZM75 60H76V58H75ZM74 59H72V61L71 62H73V61H75ZM78 60V59H77ZM94 60V59H93ZM134 60V59H133ZM209 60V59H208ZM226 60V59H225ZM249 60V59H248ZM257 60V59H256ZM2 61V60H1ZM79 61V60H78ZM78 61H76V62H78ZM126 61V60H125ZM148 61V60H147ZM153 61H154V59H153ZM193 61V60H192ZM260 61V60H259ZM76 62H73V63H76ZM81 62V63H82ZM131 62V61H130ZM136 62H138V61H136ZM135 62V63H136ZM141 62V61H140ZM158 62V63H159ZM169 62H171V63H169ZM189 62V61H188ZM221 62V61H220ZM12 63H13V61H12ZM60 63V62H59ZM66 63H67V61H66ZM92 63V62H91ZM98 63V62H97ZM113 63V62H112ZM143 63V62H142ZM169 63V64H168ZM186 63V62H185ZM194 63V62H193ZM192 63V64H193ZM206 63V62H205ZM214 63H217V62H215L214 61ZM223 63V62H222ZM228 63V62H227ZM239 63V62H238ZM257 63V62H256ZM0 64H1V62H0ZM9 64V63H8ZM57 64V63H56ZM64 64V63H63ZM71 64V63H70ZM69 64V65H70ZM92 64H94V63H92ZM100 64V63H99ZM133 64V63H132ZM179 64V65H178ZM187 64V63H186ZM185 64V65H186ZM199 64V63H198ZM255 64V63H254ZM261 64H262V61H261ZM260 64V65H261ZM264 64V63H263ZM58 65V64H57ZM66 65V64H65ZM111 65V64H110ZM121 65V64H120ZM123 65V64H122ZM127 65V64H126ZM143 66L145 65V64H142ZM157 65V64H156ZM159 65V64H158ZM195 65V64H194ZM204 65V64H203ZM214 65V64H213ZM235 65H237L236 63H235ZM239 65V64H238ZM4 66V65H3ZM71 66H73V64L71 65ZM137 66V65H136ZM135 66V67H136ZM139 66V65H138ZM172 66V67H173ZM181 66V65H180ZM182 66H184V65H182ZM205 66V65H204ZM251 66V65H250ZM257 66V65H256ZM1 67V66H0ZM5 67V66H4ZM8 67V69H10V67L9 66H7ZM59 67V66H58ZM70 67V66H69ZM80 67V66H79ZM88 67H90V66H88ZM122 67V66H121ZM157 67V66H156ZM198 67V66H197ZM207 67V66H206ZM217 67V66H216ZM221 67H223V66H221ZM220 67V68H221ZM228 67V66H227ZM234 67V66H233ZM255 67V66H254ZM262 67H263V65H262ZM6 68V67H5ZM61 68V67H60ZM84 68V67H83ZM130 68V67H129ZM139 68V67H138ZM141 68H143V67H141ZM146 68V67H145ZM175 68V67H174ZM179 68V67H178ZM185 68V67H184ZM214 68V67H213ZM219 68V69H220ZM230 68L232 69V67H231V65H230ZM230 68H227V69H230ZM237 68V67H236ZM239 68V67H238ZM249 68V67H248ZM259 68V67H258ZM7 69V70H8ZM71 69V68H70ZM69 69V70H70ZM73 69V68H72ZM75 69V68H74ZM77 69H79V68H77ZM89 69V68H88ZM93 69V68H92ZM135 69H137V68H135ZM164 69V68H163ZM197 69V68H196ZM255 69V68H254ZM254 69H252V70H254ZM1 70V69H0ZM80 70V69H79ZM125 70V69H124ZM144 70V69H143ZM171 70H172V68L170 69V72H171ZM177 70V69H176ZM193 70V69H192ZM213 70V69H212ZM223 70V69H222ZM249 70V69H248ZM251 70V71H252ZM6 71V70H5ZM89 71V70H88ZM87 71V72H88ZM138 71V70H137ZM173 71V70H172ZM229 71V70H228ZM227 71V72H228ZM247 71V70H246ZM245 71V72H246ZM255 71V70H254ZM258 71V70H257ZM256 71V72H257ZM262 71V70H261ZM76 72V71H75ZM89 72H91V71H89ZM93 72V74H94V71H92ZM119 72V71H118ZM136 72V71H135ZM193 72V71H192ZM248 72V71H247ZM246 72V73H247ZM5 73V72H4ZM9 74H10V72H8ZM20 73V72H19ZM163 73V72H162ZM165 73V72H164ZM174 74H175V71L173 72ZM196 73V72H195ZM194 73V74H195ZM224 73V72H223ZM231 73V72H230ZM241 73V72H240ZM259 73V72H258ZM1 74V73H0ZM91 74V73H90ZM93 74H92V76H93ZM158 75H159V73H157ZM168 74V73H167ZM189 74V73H188ZM193 74V75H194ZM199 74V73H198ZM201 74V73H200ZM221 74V73H220ZM238 74H239V72H238ZM237 74V75H238ZM248 74H251V73H248ZM253 74V73H252ZM256 74V73H255ZM6 75V74H5ZM11 75V74H10ZM115 75V74H114ZM148 75V74H147ZM156 75V74H155ZM176 75V74H175ZM196 75V74H195ZM219 74H217V76H218ZM229 75V74H228ZM9 76V75H8ZM142 76V75H141ZM154 76V75H153ZM190 76V75H189ZM197 76V75H196ZM219 76H221V75H219ZM233 76V75H232ZM238 76H240V75H238ZM253 76H255V75H253ZM80 77V76H79ZM83 77V76H82ZM81 77V78H82ZM89 77H90V75H89ZM94 77V76H93ZM92 77V78H93ZM145 77H146V74H145ZM183 77V76H182ZM194 77V76H193ZM199 77H200V75H199ZM207 77V76H206ZM208 77H209V75H208ZM226 77V76H225ZM257 77H258V75H257ZM17 78H20L19 76L17 77ZM137 78H139V77H137ZM148 78V77H147ZM176 78H177V75H176ZM188 78V77H187ZM202 78V77H201ZM214 78V77H213ZM230 78V77H229ZM247 78V77H246ZM252 78V77H251ZM22 79V78H21ZM85 79V78H84ZM139 79H141V78H139ZM167 79V78H166ZM190 79V78H189ZM193 79H195V77L193 78ZM212 79V78H211ZM210 79V80H211ZM216 79V78H215ZM212 79L210 82L209 81H207V83H208V85L206 86L205 85V87H207L208 89L207 90H209V91H207V92H209L210 94L211 93H216V82H218V79ZM233 79V78H232ZM244 79V78H243ZM135 80V79H134ZM170 80H171V78H170ZM185 80H186V78H185ZM205 80V79H204ZM208 80V79H207ZM242 80V79H241ZM84 81V80H83ZM82 81V82H83ZM96 81V80H95ZM131 81V80H130ZM143 81V80H142ZM150 81H152V80H150ZM158 81H159V79H158ZM181 81V80H180ZM233 81V80H232ZM245 81V80H244ZM263 81V80H262ZM140 82V81H139ZM146 82V81H145ZM193 82V81H192ZM202 82V81H201ZM241 82V81H240ZM258 82V81H257ZM261 82V81H260ZM155 83V82H154ZM171 83H172V81H171ZM182 83V82H181ZM200 83V82H199ZM198 83V84H199ZM207 83H205V84H207ZM229 83V82H228ZM237 83V82H236ZM235 83V84H236ZM23 84V83H22ZM153 84V83H152ZM157 84V83H156ZM178 84V83H177ZM180 84V83H179ZM192 84V83H191ZM202 84V83H201ZM218 84H220V83H218ZM218 84H217V86H218ZM226 84H227V82H226ZM234 84V83H233ZM253 84V83H252ZM264 84V83H263ZM26 85H27V83H26ZM25 85V86H26ZM73 85V84H72ZM97 86H98V84H96ZM151 85V84H150ZM229 85H231V84H229ZM244 85H245V83H244ZM258 85H260V84H258ZM262 85V84H261ZM84 86V85H83ZM83 86H80L81 87V89H83ZM87 86H89V85H87ZM201 86V85H200ZM70 87V86H69ZM74 87H75V85H74ZM79 87V88H80ZM92 87V86H91ZM134 87H135V85H134ZM139 87H140V85H139ZM202 87H203V85H202ZM219 87H221V86H219ZM242 87V86H241ZM252 87V86H251ZM258 87V86H257ZM68 88V87H67ZM66 88V89H67ZM78 88V89H79ZM97 88V87H96ZM131 88V87H130ZM196 88H198V87H196ZM200 88V87H199ZM237 88V87H236ZM71 89V88H70ZM72 89H74V88H72ZM77 89V88H76ZM86 89V88H85ZM140 89V88H139ZM220 89V88H219ZM227 89V88H226ZM232 89V88H231ZM234 89V88H233ZM238 89V88H237ZM239 89H241V88H239ZM246 89V88H245ZM256 89V88H255ZM260 89V88H259ZM263 89V88H262ZM58 90V89H57ZM100 90V89H99ZM157 90V89H156ZM197 90V89H196ZM195 90V91H196ZM205 90H206V88H205ZM242 90V89H241ZM250 90V89H249ZM78 91V90H77ZM79 91H81V90H79ZM78 91V92H79ZM217 91H218V88H217ZM225 91V90H224ZM234 91V90H233ZM240 91V90H239ZM246 91H247V89H246ZM62 92V91H61ZM69 92V91H68ZM67 92V93H68ZM76 92V91H75ZM238 92V91H237ZM244 92V91H243ZM248 92V91H247ZM262 92V91H261ZM63 93V92H62ZM141 93H143V92H141ZM257 93V92H256ZM255 93V94H256ZM57 94V93H56ZM59 94H61V93H59ZM69 94H71V93H69ZM138 94V93H137ZM174 94V93H173ZM184 94V93H183ZM229 94V93H228ZM133 95V94H132ZM143 95V94H142ZM169 95V94H168ZM232 95V94H231ZM246 95H248V94H246ZM245 95V96H246ZM140 96V95H139ZM147 96H149V95H147ZM206 96V95H205ZM208 96H209V94H208ZM211 96V95H210ZM239 96V95H238ZM240 96H241V94H240ZM242 96H244V95H242ZM258 96V95H257ZM138 97V96H137ZM143 97V96H142ZM207 97V96H206ZM205 97V98H206ZM225 97V96H224ZM230 97V96H229ZM255 97V96H254ZM15 98V97H14ZM41 98V97H40ZM64 98V97H63ZM73 98V97H72ZM71 98V99H72ZM140 98V97H139ZM260 98V97H259ZM34 99V98H33ZM61 99V98H60ZM67 99H68V97H67ZM66 99V100H67ZM70 99V98H69ZM128 99V98H127ZM152 99V98H151ZM256 99H257V97H256ZM255 99V100H256ZM30 100H32V98H30V99H27V102L28 101H30ZM129 100H130V96H129ZM241 100H242V98H241ZM37 101V100H36ZM59 101V100H58ZM69 101V100H68ZM67 101V102H68ZM88 101V100H87ZM95 101H98V100H95ZM263 101H264V99H263ZM262 101V102H263ZM27 102H26V106L28 105L27 104ZM89 102V101H88ZM146 102V101H145ZM233 102V101H232ZM238 102V101H237ZM242 102V101H241ZM4 103V102H3ZM2 103V104H3ZM6 103H7V101H6ZM21 103H23V102H21ZM38 103H40L39 102V100H38ZM45 103V102H44ZM73 103V102H72ZM90 103V102H89ZM97 103H99V102H97ZM130 103V102H129ZM202 103V102H201ZM236 103V102H235ZM0 104H1V101H0ZM75 104V103H74ZM73 104V105H74ZM259 104H261L260 102H259ZM14 105V104H13ZM21 105V104H20ZM64 105V104H63ZM132 104L130 103V106H131ZM143 105V104H142ZM152 105V104H151ZM177 105H179V104H177ZM198 105V104H197ZM233 105H234V103H233ZM232 105V106H233ZM258 105V104H257ZM39 106V105H38ZM42 106V103L40 104V107ZM61 106V105H60ZM246 107H247V105H245ZM249 106H250V104H249ZM261 106V105H260ZM11 107V106H10ZM39 107V108H40ZM71 107V106H70ZM140 107H141V105H140ZM144 107V106H143ZM172 107V106H171ZM180 107V106H179ZM242 107V106H241ZM246 107H245V109H246ZM256 107V106H255ZM254 107V109H256ZM262 107V106H261ZM0 108H2V106L0 105ZM14 108V107H13ZM43 108V107H42ZM47 108V107H46ZM57 108V107H56ZM62 108V107H61ZM135 108H136V106H135ZM169 108V107H168ZM248 108V107H247ZM4 109V108H3ZM7 109V108H6ZM26 109V108H25ZM174 109H176V108H174ZM231 109V108H230ZM237 109V108H236ZM262 109H263V107H262ZM0 110H2V109H0ZM39 110V109H38ZM48 110H49V108H48ZM48 110H47V112H48ZM50 110H51V108H50ZM57 110V109H56ZM60 110V109H59ZM90 110V109H89ZM133 110H135V109H133ZM148 110V109H147ZM167 110V109H166ZM188 110V109H187ZM190 110V109H189ZM206 110V109H205ZM253 110V109H252ZM5 111V112H4ZM2 113L0 112V165H2L3 167L4 166H6L7 168L9 167V168H12V167H17L18 165H21V167H23L24 165H27L26 166V168L27 167H30L29 166V164L31 165L32 163H35V164H32V166H34L35 167V165H36V168H38V166L40 167V165H46V163H48V162H46L47 160L45 159V155L42 153H40V149L38 150V146H39V148L42 146V144H43V142L42 141H34V140H31V145H25V146H22L21 144H24V143H22V141L24 140L23 139V135L25 134H27L28 132H29V134L31 133V135H33L34 133H35V127H37L38 126V128H39V130H37V132H39V134H41V133H45L46 134V132L49 130V128L47 127V129H46V125H44V123L43 122H40V123H43V124H39L37 121L35 122V123H38V124H36L35 125V123L33 124H31L30 123V125H31V127H29L25 122H23V121H16L20 116H22L23 114H24V112H25V116H26V110L24 111L23 109L22 110H15V109H12L10 112H6V110H4ZM46 111V110H45ZM55 111V110H54ZM92 111V110H91ZM250 111V110H249ZM36 112H38L37 111V109H36ZM41 112V111H40ZM39 112V113H40ZM95 112V111H94ZM138 112V111H137ZM177 112V111H176ZM190 112V111H189ZM203 112V111H202ZM258 112V111H257ZM33 113V112H32ZM35 113V112H34ZM182 113V112H181ZM208 113V112H207ZM222 113V112H221ZM235 113V112H234ZM233 113V114H234ZM241 113V112H240ZM256 113V112H255ZM31 114V113H30ZM54 114V113H53ZM52 114V115H53ZM59 114V113H58ZM68 114H70V113H68ZM93 114V113H92ZM97 114V113H96ZM136 114V113H135ZM147 114H148V112H147ZM146 114V115H147ZM161 114V113H160ZM159 114V115H160ZM174 114V113H173ZM190 114V113H189ZM196 114V113H195ZM215 114V113H214ZM223 114H224V112H223ZM232 114V113H231ZM43 115H44V113H43ZM55 115V114H54ZM91 115V114H90ZM188 115V114H187ZM207 115V114H206ZM205 115V116H206ZM235 115V114H234ZM233 115V116H234ZM238 115L240 116V114L238 113ZM246 115V114H245ZM249 115H251V114H249ZM60 116V115H59ZM69 116V115H68ZM192 116V115H191ZM197 116V115H196ZM209 116H211V113H210V115ZM237 116V115H236ZM235 116V117H236ZM54 117H56V116H54ZM89 117H91V116H89ZM94 117H96V116H94ZM133 117V116H132ZM131 117V118H132ZM140 117V116H139ZM147 117H149V116H147ZM153 117V116H152ZM190 117V116H189ZM87 118V117H86ZM138 118V117H137ZM222 118V117H221ZM228 118V117H227ZM248 118V117H247ZM38 119V118H37ZM133 119H135V118H133ZM132 119V120H133ZM184 119V118H183ZM213 119V118H212ZM230 119V118H229ZM237 119V118H236ZM249 119H250V117H249ZM252 119H253V115H252ZM255 119V118H254ZM19 120V119H18ZM58 120V119H57ZM89 120V119H88ZM173 120V119H172ZM208 120V119H207ZM220 120V119H219ZM226 120V119H225ZM232 120V119H231ZM238 120V119H237ZM245 120V119H244ZM261 120V119H260ZM259 120V121H260ZM263 120H264V118H263ZM70 121V120H69ZM141 121V120H140ZM240 121V120H239ZM248 121V120H247ZM18 123V125L19 124H21L22 126H23V129H21L22 131L20 132V136H21V138L20 139H18V140H21V144H20V141H18L17 140V142L18 143H16V144H20L19 146H18V148H11L10 150H7L6 148H8V146L6 147L5 146V149L7 150V151H5V149L3 150L2 148V146L4 145V141H5V135L7 134H10L12 131H15V128H16V123ZM50 122V121H49ZM55 122V121H54ZM64 122V121H63ZM67 122V121H66ZM147 122H149V121H147ZM181 122V121H180ZM202 122V121H201ZM217 122V121H216ZM229 122H230V120H229ZM228 122V123H229ZM53 123V122H52ZM136 123V122H135ZM138 123V122H137ZM140 123V122H139ZM166 122H164V124H165ZM185 123V122H184ZM206 123V122H205ZM210 123V122H209ZM227 123V124H228ZM236 123V122H235ZM158 124V123H157ZM212 124V123H211ZM241 124V123H240ZM253 124V123H252ZM150 125V124H149ZM238 125V124H237ZM263 125V124H262ZM50 126V125H49ZM62 126H63V124H62ZM151 126H153V125H151ZM186 126V125H185ZM203 126V125H202ZM209 126V125H208ZM216 126V125H215ZM251 126V125H250ZM60 127V126H59ZM135 127V126H134ZM190 127V126H189ZM207 127V126H206ZM213 127V126H212ZM253 127V126H252ZM264 127V126H263ZM32 128V129H31ZM37 128V129H38ZM70 128V127H69ZM158 128V127H157ZM156 128V129H157ZM215 128V127H214ZM14 129V130H13ZM17 129V128H16ZM146 129V128H145ZM149 129V128H148ZM191 129V128H190ZM256 129V128H255ZM260 129H261V127H260ZM264 129V128H263ZM10 130H12V131H10ZM84 130V129H83ZM147 130V129H146ZM152 130V129H151ZM251 130H252V128H251ZM6 131H9L8 133H5ZM51 131V130H50ZM60 131V130H59ZM85 131V130H84ZM88 131V130H87ZM188 131V130H187ZM208 131V130H207ZM210 131V130H209ZM208 131V132H209ZM16 132V131H15ZM134 132V131H133ZM148 132V131H147ZM154 132V131H153ZM166 132V131H165ZM185 132H186V130H185ZM195 132V131H194ZM212 132V131H211ZM43 133V134H44ZM48 133V132H47ZM58 133V132H57ZM73 133H74V131H73ZM111 133V132H110ZM151 133V132H150ZM5 134V135H4ZM113 134V133H112ZM163 134V133H162ZM187 134V133H186ZM206 134V133H205ZM257 134V133H256ZM6 135V136H7ZM38 135V134H37ZM51 135H53L52 134V132H51ZM50 135V136H51ZM150 135V134H149ZM169 135V134H168ZM49 136V137H50ZM54 136V135H53ZM71 136V135H70ZM92 136V135H91ZM151 136V135H150ZM150 136H149V138H150ZM207 136V135H206ZM215 136H216V134H215ZM17 137V136H16ZM26 137V136H25ZM31 137V136H30ZM41 137V136H40ZM43 137V136H42ZM41 137V138H42ZM44 137H47V136H44ZM49 137H47V138H49ZM73 137V136H72ZM74 137H76V134H75V136ZM84 137V136H83ZM82 137V138H83ZM104 137H106V136H104ZM220 137V136H219ZM19 138V137H18ZM40 138V139H41ZM87 138V137H86ZM107 138V137H106ZM105 138V139H106ZM144 138V137H143ZM164 138V137H163ZM168 138V137H167ZM177 138V137H176ZM213 138V137H212ZM7 139V138H6ZM50 139V138H49ZM51 139H52V137H51ZM59 139V138H58ZM85 139V138H84ZM109 139V138H108ZM196 139V138H195ZM216 139V138H215ZM13 140V139H12ZM11 140V141H12ZM88 140H90V139H88ZM101 140V139H100ZM7 141V140H6ZM14 141V140H13ZM11 142V145L14 143V142ZM16 141V140H15ZM62 141H64V140H62ZM66 141H67V139H66ZM133 141V140H132ZM140 141V140H139ZM186 141V140H185ZM202 141V140H201ZM56 142V141H55ZM58 142V141H57ZM59 142H61V141H59ZM87 142V141H86ZM103 141H101V143H102ZM162 142V141H161ZM165 142V141H164ZM213 142H215V141H213ZM62 143H64V142H62ZM70 143V142H69ZM105 143V142H104ZM134 143V142H133ZM188 143V142H187ZM210 143V142H209ZM216 143V142H215ZM6 144H8V143H6ZM10 144V143H9ZM53 144V143H52ZM65 144H66V142H65ZM110 144V143H109ZM123 144V143H122ZM130 143H128V145H129ZM138 144V143H137ZM142 144V143H141ZM140 144V145H141ZM152 144V143H151ZM192 144V143H191ZM38 145V146H37ZM45 145V144H44ZM48 145V144H47ZM76 145V144H75ZM105 145V144H104ZM107 145V144H106ZM128 145H126V146H128ZM150 145V144H149ZM154 145V144H153ZM223 145V144H222ZM37 146V147H36ZM62 146V145H61ZM77 146V145H76ZM54 147H56V146H54ZM67 147V146H66ZM68 147H69V145H68ZM92 147V146H91ZM94 147V146H93ZM103 147V146H102ZM136 147V146H135ZM152 147H154V146H152ZM57 148V147H56ZM61 148V147H60ZM65 148V147H64ZM70 148V147H69ZM77 148V147H76ZM104 148V147H103ZM130 148V147H129ZM158 148H159V146H158ZM157 148V149H158ZM167 148V147H166ZM9 149V148H8ZM63 149V148H62ZM79 149V148H78ZM101 149V148H100ZM99 149V150H100ZM153 149V148H152ZM163 149V148H162ZM222 149H223V147H222ZM46 150V149H45ZM66 150V149H65ZM77 150V149H76ZM81 150V149H80ZM109 150V149H108ZM128 150V149H127ZM225 150V149H224ZM54 151V150H53ZM72 151H74V150H72ZM97 151V150H96ZM129 151H130V149H129ZM151 151V150H150ZM70 152H71V150H70ZM93 152V151H92ZM104 152V151H103ZM153 152H154V150H153ZM58 153V152H57ZM69 153V152H68ZM68 153H66L67 155H68ZM75 153H77V152H75ZM140 153V152H139ZM144 153V152H143ZM224 153V152H223ZM61 154V153H60ZM74 154V153H73ZM88 154V153H87ZM95 154V153H94ZM115 154V153H114ZM62 155V154H61ZM137 155H139L138 153H137ZM143 155V154H142ZM64 156H66V155H64ZM69 156V155H68ZM67 156V157H68ZM71 156H72V154H71ZM88 156V155H87ZM191 156V155H190ZM24 157H26V158H24ZM52 157V156H51ZM51 157H50V159H51ZM60 157V156H59ZM145 157V156H144ZM58 158V157H57ZM73 158V157H72ZM77 158V157H76ZM114 158V157H113ZM128 158V157H127ZM127 158H125V160L127 159ZM131 158V157H130ZM235 158V157H234ZM49 159V158H48ZM61 159H64V157L63 158H61ZM66 159H68V158H66ZM97 159V158H96ZM102 159V158H101ZM109 159V158H108ZM108 159H107V161H108ZM111 159V158H110ZM115 159V158H114ZM117 159V158H116ZM100 160V159H99ZM133 160V159H132ZM31 161V162H30ZM50 161V160H49ZM51 161H53V160H51ZM50 161V162H51ZM65 161V160H64ZM78 161V160H77ZM92 161V160H91ZM101 161V160H100ZM106 161V162H107ZM201 161V160H200ZM46 162V163H45ZM49 162V163H50ZM105 162V161H104ZM195 162V161H194ZM223 162V161H222ZM48 163V164H49ZM56 163H57V161H56ZM94 163V162H93ZM101 163V162H100ZM153 163H155V162H153ZM156 163H157V161H156ZM155 163V164H156ZM40 164V165H39ZM60 164V163H59ZM80 164V163H79ZM23 165V166H22ZM50 165H51V167L48 169V173H49V171H50V169H54L53 171H55V162H53V163H50ZM68 165V164H67ZM70 165V164H69ZM74 165V164H73ZM107 165V164H106ZM187 165V164H186ZM212 165V164H211ZM221 165V164H220ZM231 165V164H230ZM59 166V165H58ZM65 166H66V164H65ZM80 166V165H79ZM96 166V165H95ZM152 166V165H151ZM218 166H219V164H218ZM223 166V165H222ZM15 167V168H16ZM20 167V166H19ZM25 167V166H24ZM33 167V168H34ZM46 167H47V165H46ZM67 167V166H66ZM83 167H85V166H83ZM228 167H229V165H228ZM231 167V166H230ZM6 168V169H7ZM26 168H25V172L27 171L26 170ZM45 168V167H44ZM144 168V167H143ZM208 168V167H207ZM4 169H5V167H4ZM20 169V168H19ZM47 169V168H46ZM45 169V170H46ZM84 169V168H83ZM12 170V169H11ZM34 170V169H33ZM37 170V169H36ZM64 170H65V168H64ZM67 170V169H66ZM71 170V169H70ZM82 170V169H81ZM210 170V169H209ZM7 171V170H6ZM204 171V170H203ZM217 171V170H216ZM46 172V171H45ZM52 172V171H51ZM50 172V173H51ZM57 172V171H56ZM94 173H95V171H93ZM99 172V171H98ZM29 173V172H28ZM33 173V172H32ZM53 173V172H52ZM55 173V172H54ZM87 173V172H86ZM72 174V173H71ZM83 174V173H82ZM81 174V175H82ZM49 175V174H48ZM73 175V174H72ZM117 175V174H116ZM211 175V174H210ZM65 176V175H64ZM97 176V175H96ZM108 176V175H107ZM207 176V175H206ZM212 176V175H211ZM58 177V176H57ZM62 177V176H61ZM61 177H59V178H61ZM84 177V176H83ZM87 177V176H86ZM92 177H93V175H92ZM91 177V178H92ZM95 177V176H94ZM106 177V176H105ZM66 178V177H65ZM69 178V177H68ZM81 178H82V176H81ZM85 178V177H84ZM83 178V179H84ZM49 179H50V177H49ZM77 179H78V177H77ZM89 181L91 182V181H93V180H95V179H90V175H89ZM101 179V178H100ZM100 179H99V181H100ZM184 179V178H183ZM211 179V178H210ZM61 180V179H60ZM202 180V179H201ZM208 180V179H207ZM212 180V179H211ZM219 180V179H218ZM65 181V180H64ZM68 181H70V180H68ZM89 181H88V184H89ZM96 182H97V180H95ZM183 181V180H182ZM190 181V180H189ZM199 181V180H198ZM221 181V180H220ZM5 182V181H4ZM66 182V181H65ZM111 182V181H110ZM203 182V181H202ZM218 182V181H217ZM68 183V182H67ZM84 183V182H83ZM93 183V182H92ZM95 183V182H94ZM97 183H99V182H97ZM124 183V182H123ZM130 182H128V184H129ZM151 183V182H150ZM163 183V182H162ZM207 183V182H206ZM65 184V183H64ZM72 184V183H71ZM88 184H84V185H88ZM91 184V183H90ZM89 184V185H90ZM184 184V183H183ZM186 184H187V182H186ZM218 184V183H217ZM263 184V183H262ZM3 185V184H2ZM68 185H70V184H68ZM76 185V184H75ZM92 185V184H91ZM94 185V184H93ZM101 185V184H100ZM123 185H126V184H123ZM185 185V184H184ZM204 185V184H203ZM59 186V185H58ZM65 186V185H64ZM98 186V185H97ZM102 186H104V184L102 185ZM101 186V187H102ZM121 186V185H120ZM127 186V185H126ZM132 186H133V184H132ZM170 186V185H169ZM176 186H178L177 184H176ZM209 186V185H208ZM57 187V186H56ZM72 187V186H71ZM74 187V186H73ZM72 187V188H73ZM82 187V186H81ZM98 187H100V186H98ZM101 187H100V189H101ZM105 187V186H104ZM109 186H107V188H108ZM117 187V186H116ZM153 187V186H152ZM159 187V186H158ZM171 187V186H170ZM169 187V188H170ZM55 188V187H54ZM68 188V187H67ZM76 188V187H75ZM94 188H95V186H94ZM203 188V187H202ZM215 188V187H214ZM217 188H219V187H217ZM56 189V188H55ZM59 189V188H58ZM91 189V188H90ZM98 189V188H97ZM154 189V188H153ZM166 189V188H165ZM188 189V188H187ZM227 189V188H226ZM54 190V189H53ZM66 190V189H65ZM79 190V189H78ZM85 190V189H84ZM94 190V189H93ZM117 190V189H116ZM132 190V189H131ZM147 190H149V189H147ZM146 190V191H147ZM209 190V189H208ZM207 190V191H208ZM60 191V190H59ZM70 191V190H69ZM68 191V192H69ZM115 191V190H114ZM121 191V190H120ZM119 191V192H120ZM159 191V190H158ZM160 191H162V190H160ZM159 191V192H160ZM165 191V190H164ZM169 191V190H168ZM215 191V190H214ZM43 192V191H42ZM61 192H62V190H61ZM64 192V191H63ZM95 192H96V190H95ZM100 192V191H99ZM98 192V193H99ZM103 192V191H102ZM101 192V193H102ZM149 192V191H148ZM174 192H175V190H174ZM193 192V191H192ZM191 192V193H192ZM197 192V191H196ZM199 192V191H198ZM226 192V191H225ZM228 192H229V189H228ZM67 193V192H66ZM78 193V192H77ZM82 193V192H81ZM87 193H88V191H87ZM100 193V194H101ZM116 193H118V192H116ZM154 193V192H153ZM161 193V192H160ZM163 194H164V192H162ZM189 193V192H188ZM195 193V192H194ZM216 193V192H215ZM222 193V192H221ZM71 194V193H70ZM69 194V195H70ZM84 193H82V195H83ZM95 194V193H94ZM105 193H103V195H104ZM148 194H150V193H148ZM158 194V193H157ZM157 194H155V196L157 195ZM204 194V193H203ZM39 195H41V194H39ZM48 195V194H47ZM46 195V196H47ZM65 195V194H64ZM68 195V194H67ZM67 195H65V196H67ZM82 195H78L77 196V198L79 197V196H82ZM143 195V194H142ZM178 195H180V194H178ZM193 195V194H192ZM229 195V194H228ZM65 196H63V198H65ZM75 196L76 197V194H73V195H71V199L73 198V197ZM84 196H85V194H84ZM98 195H96V197H97ZM155 196H153V197H150L149 196V198H148V196H147V198L145 199V203H144V205H145V207L144 208H146L147 207V209H154V210H156L157 208V206L159 207L160 205H162L164 202H166V201H169V200H167V197H169V196H167V197H164V196H160V194H159V196L157 195V197H155ZM216 196H217V193H216ZM219 196V195H218ZM225 196V195H224ZM250 196V195H249ZM253 196V195H252ZM251 196V197H252ZM23 197V196H22ZM35 197V196H34ZM50 197V196H49ZM54 197V196H53ZM69 197V196H68ZM95 195H94V200H95ZM126 197H127V195H126ZM171 197V196H170ZM173 197V196H172ZM187 197V196H186ZM194 197V196H193ZM231 197V196H230ZM262 197V196H261ZM6 198V197H5ZM37 198V197H36ZM44 198H47V197H44ZM51 198V197H50ZM50 198H48V199H50ZM56 198V197H55ZM69 198V199H70ZM77 198H73V199H76L77 200ZM80 198V197H79ZM93 198V197H92ZM106 198V197H105ZM135 198V197H134ZM144 198V197H143ZM179 198V197H178ZM23 199V198H22ZM21 199V200H22ZM68 199V200H69ZM71 199H70V201H71ZM83 199V198H82ZM86 199H88V198H86ZM85 199V200H86ZM108 199V198H107ZM118 198H116V200H117ZM169 199V198H168ZM214 199V198H213ZM256 199V198H255ZM259 199V198H258ZM2 200V199H1ZM8 200V199H7ZM14 200V199H13ZM34 200V199H33ZM52 200H53V198H52ZM80 200V199H79ZM109 200V199H108ZM115 200V199H114ZM138 200V199H137ZM137 200H135V202H137ZM182 200V199H181ZM181 200H180V202H181ZM188 200V199H187ZM195 200V199H194ZM210 200V199H209ZM224 200H226V199H224ZM35 201V200H34ZM36 201H38V200H36ZM56 201V200H55ZM57 201H58V199H57ZM67 201V200H66ZM91 201V200H90ZM104 201L105 200H103V203H104ZM139 201H140V199H139ZM184 201V200H183ZM186 201V200H185ZM189 201V200H188ZM191 201V200H190ZM222 201V200H221ZM259 201V200H258ZM1 202H3V201H1ZM7 202V201H6ZM10 202V201H9ZM12 202V201H11ZM10 202V203H11ZM39 202V201H38ZM47 202V201H46ZM54 202V201H53ZM68 202V201H67ZM93 202V201H92ZM97 202V201H96ZM109 202H111V201H109ZM117 202H119V201H117ZM116 202V203H117ZM134 202V201H133ZM171 202H173V200H171ZM192 202V201H191ZM202 202V201H201ZM227 202V201H226ZM36 203V202H35ZM69 203H71V202H69ZM68 203V204H69ZM85 203H87V202H85ZM99 203V202H98ZM138 203V202H137ZM142 203L143 202H141V204H140V206L142 205ZM162 203V204H161ZM209 203V202H208ZM14 204V203H13ZM28 204V203H27ZM26 204V205H27ZM51 204V203H50ZM53 204H55V203H53ZM82 204H83V202H82ZM90 204H91V202H90ZM131 204V203H130ZM180 204V203H179ZM17 205V204H16ZM32 205V204H31ZM38 205V204H37ZM43 205V204H42ZM49 205V204H48ZM66 205V204H65ZM92 205V204H91ZM91 205L89 206V204L87 205V207L89 206V207H91ZM97 205V204H96ZM109 205H111V204H109ZM171 205V204H170ZM185 205V204H184ZM184 205H183V207H184ZM209 205V204H208ZM217 205V204H216ZM228 205V204H227ZM232 205V204H231ZM41 206V205H40ZM60 206H62V205H60ZM59 206V207H60ZM64 206V205H63ZM68 206V205H67ZM72 206H74V205H72ZM72 206H68V207H72ZM76 206V205H75ZM80 206H81V204H80ZM94 206V205H93ZM108 206V205H107ZM139 206V205H138ZM137 206V207H138ZM139 206V208H141ZM163 206H165V205H163ZM187 206V205H186ZM219 206V205H218ZM18 207V206H17ZM16 207V208H17ZM36 207V206H35ZM39 207V206H38ZM44 207H46V206H44ZM49 207V206H48ZM68 207H66V206H64V210H62V211H59L60 209H56L57 211H51V210H49V212H48V210L46 211V212H48L49 214H51V212H52V217H55L56 219L58 218H62V216L64 215L63 213H65L64 211L66 210V212L68 211L69 213H68V216H69V214H70V216H73V215H71V213L72 212H70V211H72V210H69V208ZM83 207V206H82ZM113 207H114V204H113ZM121 207V206H120ZM169 207V206H168ZM188 207H189V205H188ZM197 207H198V205H197ZM222 207V206H221ZM224 207H227V206H224ZM28 208H30V206L28 207ZM53 208V207H52ZM51 208V209H52ZM65 208H68V210L67 209H65ZM79 208V207H78ZM98 208V207H97ZM109 208V207H108ZM116 208V207H115ZM128 208H130V207H128ZM134 208H135V204H134ZM134 208H132V212H131V214L129 215V212L128 213H124V211L122 210V211H119V210H117V212L115 211V213L111 216V218H108V220L109 219H111V222H115V223H118V222H120L121 220H123L124 221V223L126 222L127 223V221L126 220H131V223L132 224H134V225H136L137 227H135V228H133L132 227V224L130 223V222H128L127 223V225L126 226H128V224H131V227H132V230H130L131 232H126L128 235H131L132 236V238H133V243H134V241L140 246H138L140 249H141V251H140V255L142 256V254L145 252H147V251H149L150 250V246L148 245V244H144L145 242V240L144 239H147L148 238V236L146 237L145 235H147V233H145L143 230H141L140 229V227L138 228V225H139V222H140V214H139V212L138 211H142V210H138V209H134ZM193 208V207H192ZM229 208V207H228ZM7 209V208H6ZM8 209H9V207H8ZM7 209V210H8ZM20 209V208H19ZM32 209H33V207H32ZM31 209V210H32ZM36 209V208H35ZM38 209V208H37ZM40 209V208H39ZM41 209H43V206H42V208ZM50 209V208H49ZM71 209V208H70ZM81 209H83V208H81ZM80 209V210H81ZM105 209V208H104ZM175 209V208H174ZM185 209V208H184ZM187 209V208H186ZM44 210V209H43ZM53 210V209H52ZM77 210V209H76ZM96 210V209H95ZM115 210V209H114ZM124 210H125V208H124ZM138 210V211H137ZM158 210V209H157ZM231 210V209H230ZM13 211H14V209H13ZM16 211H18V210H16ZM51 211V212H50ZM77 211H79V210H77ZM90 211V210H89ZM107 211H109V210H107ZM112 211V210H111ZM110 211V212H111ZM129 211V210H128ZM160 211V210H159ZM173 211V210H172ZM175 211V210H174ZM173 211V212H174ZM177 211V210H176ZM185 211V210H184ZM190 211V210H189ZM218 211H222V209L221 210H219L218 209ZM218 211H216V212H218ZM234 211V210H233ZM24 212V211H23ZM36 212V211H35ZM35 212H33V213H35ZM44 212H45V210H44ZM63 212V213H62ZM76 211H74V213H75ZM103 212H104V210H103ZM109 212V213H110ZM126 212V211H125ZM144 212V211H143ZM158 212V211H157ZM161 212V211H160ZM186 212V211H185ZM204 212V211H203ZM206 212V211H205ZM227 212V211H226ZM232 212V211H231ZM4 214H6L5 216H7V217H9V220H10V218L12 217V215L13 214H15V213H13V214H8V213H6V212H3ZM18 213V212H17ZM16 213V215H18ZM25 213V212H24ZM28 213H31V212H28ZM32 213V214H33ZM40 213V212H39ZM73 213V214H74ZM95 213H98V211H96ZM105 213V212H104ZM141 214H142V212H140ZM182 213V212H181ZM2 214V213H1ZM20 214V213H19ZM45 214V213H44ZM48 214V215H49ZM63 214V215H62ZM77 214H78V212H77ZM83 214H85V213H83ZM82 214V215H83ZM139 214V215H138ZM159 214V213H158ZM162 214H163V212H162ZM174 214V213H173ZM177 214V213H176ZM179 214V213H178ZM197 214V213H196ZM195 214V215H196ZM205 214V213H204ZM207 214H208V212H207ZM222 214V213H221ZM262 214V213H261ZM22 215V214H21ZM25 216H26V214H24ZM28 215V214H27ZM40 215V214H39ZM47 215V214H46ZM45 215V216H46ZM75 215H76V213H75ZM81 215V216H82ZM99 215V214H98ZM107 215V214H106ZM161 215V214H160ZM203 215V214H202ZM214 216V214H211V216ZM226 215H228V213L226 214ZM233 216V214H231L230 213V216ZM19 216V215H18ZM44 216V217H45ZM92 216H94V214L92 215ZM97 216V215H96ZM143 216H144V213H143ZM148 216V215H147ZM166 216H168V214L166 215ZM175 216V215H174ZM231 216V217H232ZM261 216V215H260ZM13 217H15V216H13ZM30 217V216H29ZM33 217V216H32ZM52 217H50V218H52ZM65 217V216H64ZM77 217V216H76ZM75 217V218H76ZM156 217V216H155ZM169 217V216H168ZM181 217V216H180ZM179 217V218H180ZM207 217V216H206ZM26 218V217H25ZM46 218H47V216H46ZM55 218H54V220H55ZM71 218V217H70ZM77 218H79V217H77ZM84 218V217H83ZM175 218V217H174ZM177 218V217H176ZM5 219V218H4ZM41 219V218H40ZM49 219V218H48ZM57 219V220H58ZM94 219V218H93ZM141 219H143V218H141ZM157 219H158V217H157ZM162 219V218H161ZM160 219V220H161ZM190 219V218H189ZM215 219V218H214ZM217 219V218H216ZM39 220V219H38ZM37 220V221H38ZM51 220V219H50ZM63 220V219H62ZM67 219H65V221H66ZM76 220H78V219H75V221ZM80 220V219H79ZM90 220V219H89ZM97 220V219H96ZM104 220V219H103ZM145 220V219H144ZM172 220H174V219H172ZM192 220V219H191ZM219 220V219H218ZM225 220V219H224ZM24 221V220H23ZM22 221V222H23ZM44 221H46V220H44ZM90 221H92V220H90ZM123 221H121V224H122V222ZM142 221V220H141ZM157 221H159V220H157ZM188 221V220H187ZM200 221V220H199ZM207 221V220H206ZM205 221V222H206ZM258 221V220H257ZM1 222V221H0ZM7 222V221H6ZM10 222V221H9ZM16 222V221H15ZM15 222H10V224H12V225H10L9 224V228L7 227V223H6V227L8 228V235H7V237H4V241H5V245H7V246H5L4 247V253L6 254V252L8 251V249H7V247H9V248H11L12 249V251H14L13 249L14 248H16V247H13L12 248V245H14L12 242H14L13 241V239H12V241H11V239H10V237H11V235H12V233H11V229H16V231H18L19 233H20V235H21V238H22V236L23 235H25V237H27V236H30L33 240L35 239L36 241H32L31 240V242H33V243H31L30 242V240L28 239V238H30V237H28L27 238V241L29 240V242H28V244L27 245H31L30 247H29V249H30V252H31V250H33L32 252H34V249H36V252H37V250H39V248H40V254H41V252H42V254L44 255L45 253L44 252H47L49 249H47V246H46V251L44 250V245H45V241L43 242H41L39 239V241L37 242V239L36 238H38L37 236H35V233H37V231L34 233L33 231L34 230H31L30 228H27L26 226H23L20 222L19 223H15ZM40 222V221H39ZM58 222H61V221H58ZM70 222V221H69ZM78 222V221H77ZM83 222V221H82ZM86 222V221H85ZM178 222H179V220H178ZM197 222V221H196ZM202 222V221H201ZM4 223H5V221H4ZM49 223V222H48ZM52 223V222H51ZM84 223V222H83ZM123 223V224H124ZM159 223H160V221H159ZM191 223V222H190ZM220 223V222H219ZM258 223V222H257ZM2 224V223H1ZM81 224V223H80ZM104 224H107V223H104ZM145 224V223H144ZM175 224V223H174ZM259 224H262V223H259ZM48 225V224H47ZM67 225H69L68 223H67ZM98 225V224H97ZM112 225V224H111ZM163 225H164V222H163ZM178 225V224H177ZM208 225H210L211 226V224H208ZM215 225V224H214ZM222 225V224H221ZM65 226V225H64ZM70 226V225H69ZM82 226V225H81ZM92 226V225H91ZM94 226V225H93ZM99 226H100V224H99ZM106 226V225H105ZM109 226V225H108ZM162 226V225H161ZM42 227H44V226H42ZM87 227H88V225H87ZM90 227V226H89ZM111 227V226H110ZM125 227V226H124ZM123 227V228H124ZM129 227V226H128ZM128 227L126 228V230H128ZM146 227H148V226H146ZM172 227V226H171ZM209 227V226H208ZM253 227H255V225L253 226ZM257 227V226H256ZM3 228H5V227H3ZM55 228V227H54ZM93 228V227H92ZM106 228V227H105ZM115 228V227H114ZM114 228H112V229H114ZM130 228V227H129ZM163 228V227H162ZM181 228H183V227H181ZM186 228V227H185ZM204 228V227H203ZM259 228V229H258ZM258 228H257V230L258 231H256L257 233H258V236H256L255 238H254V240L255 241H257L256 243H259L257 246H259L261 243L263 244L264 243V241L262 242V241H260V240H264V225H259L258 226ZM75 229V228H74ZM79 229V228H78ZM85 229V228H84ZM87 229V228H86ZM94 229V228H93ZM100 229V228H99ZM116 229V228H115ZM118 229V228H117ZM165 229H166V227H165ZM189 229V228H188ZM256 229V228H255ZM45 230V229H44ZM70 230V229H69ZM97 230V229H96ZM101 230V229H100ZM119 230H121L120 228H119ZM126 230H124L123 229V232L122 233H124V231H126ZM167 230V229H166ZM190 230V229H189ZM200 230V229H199ZM220 230V229H219ZM41 231V230H40ZM49 231V230H48ZM52 231V230H51ZM104 231V230H103ZM129 231V230H128ZM146 231V230H145ZM155 231V230H154ZM154 231H153V233H154ZM205 231V230H204ZM207 231V230H206ZM214 231H216V230H214ZM255 231V230H254ZM7 232V231H6ZM53 232V231H52ZM94 232V231H93ZM102 232V231H101ZM105 232V231H104ZM114 232V231H113ZM149 232H151V230L149 231ZM156 232V231H155ZM211 232V231H210ZM209 232V233H210ZM66 233H67V231H66ZM106 233V232H105ZM121 233V234H122ZM131 233V234H130ZM152 233V232H151ZM178 233V232H177ZM255 233V232H254ZM5 234V233H4ZM14 234V233H13ZM85 234V233H84ZM91 234V233H90ZM118 234H119V232H118ZM150 234V233H149ZM175 234V233H174ZM197 234V233H196ZM201 234V233H200ZM203 234H205V233H203ZM15 235V237L16 236H19V234L17 235V234H14ZM65 235V234H64ZM99 235H100V233H99ZM101 235H103V232L101 233ZM117 235V234H116ZM155 235H156V233H155ZM159 235V234H158ZM190 235H192V234H190ZM13 236V235H12ZM108 236V235H107ZM110 236V235H109ZM120 236V235H119ZM123 236V238H121V239H119L118 237V239L116 240L114 237H113V241H110V243H108L107 242V244H108V246L106 245L105 247L106 248H108V249H104L103 247H100V248H103L102 250H107L105 253H104V255H103V257H102V254H101V257L99 256V258L95 255V254H91L92 256V258L90 259V258H88V257H86V259L88 258V261L89 260H92L93 261V256L95 255L96 257H95V264H123V263H126V259H128L129 258V260H130V262H131V257H125V255H124V250H125V247H126V245L128 244V241L129 240H127V238H125V236L124 235H122ZM157 236V235H156ZM164 236V235H163ZM189 236V235H188ZM211 236V235H210ZM209 236V237H210ZM214 236V235H213ZM2 236H0V238H1ZM14 237V236H13ZM64 237V236H63ZM78 237V236H77ZM101 237H103V236H101ZM106 237V236H105ZM127 237V236H126ZM151 237H154V235L152 234V236ZM165 237V236H164ZM180 237V235L178 236V238ZM3 238V237H2ZM110 238V237H109ZM112 238V237H111ZM156 238V237H155ZM158 238V237H157ZM156 238V239H157ZM169 238V237H168ZM171 238V237H170ZM195 238V237H194ZM198 238H200V237H198ZM202 238H203V236H202ZM201 238V239H202ZM240 238V237H239ZM18 239V238H17ZM20 239V238H19ZM26 239V238H25ZM53 239V238H52ZM62 239V238H61ZM75 239H76V237H75ZM93 239V238H92ZM91 239V240H92ZM102 239V238H101ZM150 239V238H149ZM172 239V238H171ZM177 239V238H176ZM181 239V238H180ZM185 239H186V237H185ZM210 239V238H209ZM242 239V238H241ZM22 240V239H21ZM55 240V239H54ZM68 240V239H67ZM86 240V239H85ZM108 240V239H107ZM188 240V239H187ZM191 240V239H190ZM207 240V239H206ZM252 240H253V238H252ZM253 240V241H254ZM75 241V240H74ZM84 241V240H83ZM101 241V240H100ZM104 241V240H103ZM148 241V240H147ZM150 241V240H149ZM160 241V240H159ZM168 241V240H167ZM177 241V240H176ZM200 241V240H199ZM201 241H203V240H201ZM208 241V240H207ZM206 241V242H207ZM220 241V240H219ZM238 241V240H237ZM17 242V241H16ZM35 242V243H34ZM57 243H58V241H56ZM65 242H67V241H65ZM76 242V241H75ZM82 242V241H81ZM91 242V241H90ZM95 242V241H94ZM152 242V241H151ZM164 242H166V241H164ZM182 242V241H181ZM190 242V241H189ZM209 242V241H208ZM218 242V241H217ZM221 242V241H220ZM261 242V243H260ZM29 243H31V244H29ZM38 245H37V244ZM49 243V242H48ZM70 243V242H69ZM80 243V242H79ZM153 243V242H152ZM167 243V242H166ZM177 243H179V242H177ZM188 243V242H187ZM197 243V242H196ZM203 243V245H204V241L202 242ZM34 244V245H33ZM36 244V245H35ZM43 244V245H42ZM47 244V243H46ZM62 244V243H61ZM64 244V243H63ZM76 244H78V243H76ZM90 244V243H89ZM98 244V243H97ZM101 244V243H100ZM103 244H104V242H103ZM103 244H102V246H103ZM130 244V243H129ZM132 244V243H131ZM131 244H130V246H131ZM150 244V243H149ZM159 244V243H158ZM161 244V243H160ZM172 244V243H171ZM206 244V243H205ZM244 244V243H243ZM48 245V244H47ZM74 245V244H73ZM87 245V244H86ZM96 245V244H95ZM135 245V244H134ZM186 245V244H185ZM193 245V244H192ZM197 245V244H196ZM199 245V244H198ZM256 245H254V243H253V246H256ZM26 246V245H25ZM24 246V247H25ZM54 246V245H53ZM65 246V245H64ZM71 246V245H70ZM101 246V245H100ZM128 246V245H127ZM152 247H153V245H151ZM166 246V245H165ZM179 246V245H178ZM191 246V245H190ZM201 246H202V244H201ZM200 246V247H201ZM210 246H212V245H210ZM216 246V245H215ZM243 246V245H242ZM256 246V247H257ZM42 247V248H41ZM50 247H51V245H50ZM55 247L57 248V246H56V244H55ZM60 247V246H59ZM58 247V248H59ZM75 247H76V245H75ZM84 247V246H83ZM174 247H176V246H174ZM173 247V248H174ZM219 247V246H218ZM26 248V247H25ZM61 248H63V247H61ZM88 248V247H87ZM97 248H98V246H97ZM186 248V247H185ZM184 248V249H185ZM188 248H189V246H188ZM211 248V247H210ZM210 248H209V250H210ZM221 248H222V246H221ZM223 248H224V246H223ZM238 248H239V246H238ZM243 248V247H242ZM241 248V246H240V249H242ZM259 248H260V246H259ZM5 249H7V250H5ZM11 249H9V250H11ZM27 249V248H26ZM60 249V248H59ZM67 249V248H66ZM83 249V248H82ZM86 249V248H85ZM94 249H96L95 247H94ZM94 249H93V251H94ZM171 249H172V247H171ZM176 250H177V247L175 248ZM193 249L194 248H192V251H193ZM206 249H208V247H206ZM206 249H204L205 251H206ZM213 249V250H212ZM211 250L212 251H214V249L215 248H212ZM218 249V248H217ZM216 249V250H217ZM258 249V248H257ZM256 249V250H257ZM262 249V248H261ZM16 250V249H15ZM19 250V249H18ZM55 250V249H54ZM61 250V249H60ZM90 250V249H89ZM97 250V249H96ZM99 250V249H98ZM129 250V249H128ZM127 250V251H128ZM136 250H137V247H136ZM163 250V249H162ZM186 250V249H185ZM189 250H190V248H189ZM27 251L29 252V250L27 249ZM51 251H53V249L51 250ZM55 251H57V250H55ZM64 251V250H63ZM73 251V250H72ZM71 251V252H72ZM91 251V250H90ZM126 251V252H127ZM139 251V250H138ZM153 251H155V250H153ZM152 251V252H153ZM160 251V250H159ZM159 251H157V253L159 252ZM164 251V250H163ZM175 251V250H174ZM180 251V250H179ZM195 251V250H194ZM194 251H193V253H194ZM204 251V252H205ZM219 251V250H218ZM218 251H217V253H218ZM262 250H260V252H261ZM11 252V251H10ZM29 252V253H30ZM74 252V251H73ZM85 252V251H84ZM99 252H100V250H99ZM134 252V251H133ZM132 252V253H133ZM191 252V251H190ZM189 252V253H190ZM210 252V251H209ZM3 253V254H4ZM24 253V252H23ZM48 253V252H47ZM47 253H46V257H47ZM55 253V252H54ZM61 253V252H60ZM59 253V254H60ZM82 254H83V252H81ZM103 253V252H102ZM136 253V252H135ZM148 254H149V252H147ZM160 253V252H159ZM170 253H172V252H170ZM182 253H184L183 252V250H182ZM198 253H202V249L200 250V252H198ZM212 253V252H211ZM219 253H220V251H219ZM13 254H14V252H13ZM50 254V253H49ZM56 254V253H55ZM55 254H50V255H55ZM57 254H58V252H57ZM85 254H86V252H85ZM99 254V253H98ZM128 254V253H127ZM156 254V253H155ZM177 254V253H176ZM191 254V253H190ZM264 254V253H263ZM8 255V254H7ZM30 255V254H29ZM43 255H39V258H40V256H41V258L43 257ZM67 255H69V254H66V256ZM75 255V254H74ZM78 255H80L81 256V254H78ZM90 255V254H89ZM133 255V254H132ZM134 255H136V254H134ZM139 255V254H138ZM158 255V254H157ZM156 255V256H157ZM166 255V254H165ZM178 255V257H181V256H179V253L177 254ZM198 255V254H197ZM196 255V256H197ZM202 255V254H201ZM222 255H223V253H222ZM259 255V254H258ZM14 256V255H13ZM57 256V255H56ZM145 256V255H144ZM163 256V255H162ZM183 256V258H182V260L181 261H178L177 262V264H237V261L236 260H232V259H230V258H226V257H222V256H219V254H218V256H212V257H210V258H205L204 256H199L200 258H199V260H197V259H195V258H193L192 260H188V261H190V262H188L187 263V254L186 253H184V255H182ZM190 256V255H189ZM263 256V257H262ZM15 257H17V256H15ZM33 257V256H32ZM37 257V256H36ZM45 257V258H46ZM51 257V256H50ZM60 257H62V256H60ZM64 257V256H63ZM69 257V256H68ZM79 257V256H78ZM82 257H84V254L82 255ZM165 257H167V256H165ZM195 257V256H194ZM259 257V258H258ZM21 258V257H20ZM23 258V257H22ZM25 258V257H24ZM40 258V259H41ZM54 258V257H53ZM125 258V260L123 261V259ZM140 257H138V259H139ZM148 258V257H147ZM160 258V257H159ZM172 258V257H171ZM170 258V259H171ZM175 258V257H174ZM257 258L258 259H256L257 261V263H255V264H264V255H261V257H260V255L259 256H257ZM17 259V258H16ZM26 259V258H25ZM38 259V258H37ZM39 259V260H40ZM52 259V258H51ZM50 259V260H51ZM60 259V258H59ZM67 259V258H66ZM79 259V258H78ZM85 259V260H86ZM135 259H137V256L136 257H134V260ZM156 259H158V257H156ZM164 259V258H163ZM178 259V258H177ZM35 260V259H34ZM42 260V259H41ZM47 260V259H46ZM61 260V259H60ZM59 260V261H60ZM81 260H82V258H81ZM141 260V259H140ZM143 260V259H142ZM145 260V259H144ZM147 260H149V259H147ZM153 260V259H152ZM152 260H151V262H152ZM10 261V260H9ZM13 261V260H12ZM15 261V260H14ZM26 261H28V260H26ZM37 261V260H36ZM62 261V260H61ZM60 261V262H61ZM78 261V260H77ZM76 261V262H77ZM83 261H84V259H83ZM87 261V262H88ZM155 261H157V260H155ZM154 260H153V262H155ZM158 261H159V259H158ZM176 261V260H175ZM39 262V261H38ZM55 262V261H54ZM79 262V261H78ZM91 262V261H90ZM129 262V261H128ZM144 262V261H143ZM148 261H146V262H144V263H146V264H148V263H150V262H148ZM170 262H171V260H170ZM238 262H240V261H238ZM21 263L23 264V263H25V262H22L21 261ZM33 263V262H32ZM34 263H35V261H34ZM51 263V262H50ZM53 263V262H52ZM51 263V264H52ZM57 263V262H56ZM56 263H54V264H56ZM73 263V262H72ZM158 263H160V262H158ZM247 263H249V262H247ZM10 264H13L12 262L10 263ZM27 264V263H26ZM37 264V263H36ZM39 264V263H38ZM44 264V263H43ZM85 264H87V263H85ZM89 264V263H88ZM133 264V263H132ZM135 264H136V262H135ZM141 264V263H140ZM240 264H241V262H240ZM243 264V263H242ZM244 264H246V263H244Z\"/></svg>",
    "mask_w": 264,
    "mask_h": 264
}]
</instances>
